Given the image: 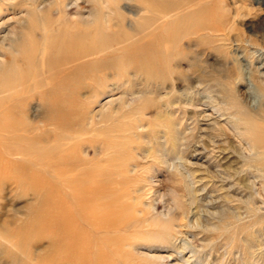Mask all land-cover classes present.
I'll return each instance as SVG.
<instances>
[{
	"label": "rangeland",
	"instance_id": "rangeland-1",
	"mask_svg": "<svg viewBox=\"0 0 264 264\" xmlns=\"http://www.w3.org/2000/svg\"><path fill=\"white\" fill-rule=\"evenodd\" d=\"M42 1H43V4L42 3L39 4V2H42ZM42 1L41 0H37V1L36 0H33V1L32 0H23V1L22 0H0V8H1L0 9L1 10V13H0V31L3 32L1 34L6 33V31H8V30L12 31V32H16V34L13 33L15 37H14V42L12 43L14 45L12 49L9 48V45L7 44L8 41H6L5 46L0 44V45H2V46H0V69H1L0 75L3 74L2 76H0L1 77L0 78V81H1L0 82V109H1L0 110V115H1L0 116L1 117L0 118L1 119L0 120V127H2V130H0V139H2V140H0V189H1L0 190V233H1L0 234V236H1L0 237V250H1L0 251V259H1L0 264H4V263L5 264H9V263L10 264H19V263L22 264L23 262H24L23 264H33V263L34 264H40L41 263L40 261H43L41 264H68V261H69V263L72 262L71 264H73V263L76 264L75 262H78L80 260V258H82V259L80 260V263H78V264H81V263L82 264H85V263L86 264H126L124 262H127L128 260L129 261L127 262V264H173V263L176 264L177 262L179 264H201V263L207 264V262H208V264H248V263L249 264H253V263L255 264L258 261L260 262V263L258 262L259 264H264V230H263L264 229V223H263L264 222V215H262V213L264 214V202H262V201H264V198H263L264 197L263 196L264 195V169H263L264 168V150H263L264 149V140H263L264 134H262V133H264V131H263L264 130V128H263L264 127V120H263L264 119V92L262 93V92H260L259 89H257V87L264 89V40H263L264 39V0H153V2H152V0H147L148 2H150L152 4L154 2L166 1L167 7L160 8V9H158V7H156L152 4L151 5L146 4L145 3L146 1L144 2V0L142 2L140 0H110V1L109 0H102V1L101 0H83V1L82 0H42ZM49 1H51V2H49ZM96 1H97V3H95ZM18 2H19V4H18ZM108 2H109V4H108ZM141 3H145L144 6H146V7H144ZM34 4H36L37 6ZM215 4H218V5L215 6ZM21 5H23V6H21ZM25 5H27L28 7ZM7 6H9V7H7ZM17 6H19V8ZM147 6H149V7H147ZM36 7H38V8H36ZM16 8H18V10ZM141 8H143V9L145 8V9L142 11ZM21 9H23V10H21ZM25 9L29 10V12L26 11ZM84 9H86V10H84ZM120 9L123 11V13ZM151 9H152V11H151ZM198 9L200 12L197 11L195 13L194 11H196ZM200 9L203 11L202 13H201ZM168 10H170V12H168ZM230 10L232 13L230 12ZM236 10L238 11L237 13H236ZM25 11H26L27 15L25 13L23 14V12H25ZM191 11H193V12H191ZM204 11H206V12H204ZM220 11H227L228 12L227 14L229 15V19H228L227 24L223 27V30L220 33H217L218 35L217 34H211L209 32L199 31V28L196 29V27L192 26V24H195L197 22H200V24L204 22L203 24L205 26H212L211 24H213V22H215L214 20L218 18L217 14ZM35 12H37V13H35ZM138 12H139V14H138ZM187 12H189V14H187ZM29 13L32 15H30ZM35 14H36V16H35ZM91 14H93V17L95 14H97V15H95V17H97V19H95V17H94L93 23H87V22L85 23V22L80 20V18L82 16L87 17ZM147 14H149V16ZM151 14L156 15V16H152ZM236 14H237V17H236ZM120 15H122V16H120ZM135 15H136V18H134ZM157 15H158V17H157ZM181 15L184 18H182ZM195 15L197 17H194ZM21 17L22 18L24 17V18L22 19ZM193 17L195 19H193ZM200 17H202L201 19H203V20H201ZM7 18H9V19L7 20ZM34 18H36V19H34ZM59 18H60V20H59ZM122 18H124V19H122ZM188 18L189 19L191 18V20H189ZM198 18H199V21H198ZM234 18H235V20H234ZM17 19H18V22H17ZM27 19H29V20H27ZM144 19L148 20L149 23L146 22V20H144ZM22 20H23V22H22ZM24 20L30 21L31 23L30 22L27 23V21L25 22ZM117 20H118V22H117ZM122 20H123V22H121ZM151 20H152V22H151ZM157 20H159V21H157ZM132 21H133V23H132ZM33 22H34V24L37 23L38 26L35 24V27H34ZM184 22L187 24H185ZM191 22H192V24H190ZM25 23H27V24H25ZM101 23H102V25H101ZM129 23H131V24H129ZM144 24L145 25L147 24L149 26H143ZM181 24L183 27L180 28ZM228 25L229 26L232 25L231 26L232 27V31H231L232 33L230 32L227 34ZM69 26L71 27L72 30L70 29ZM106 26H108V27H106ZM140 26H142V27H140ZM166 26H168V28H166ZM169 26H171V27H169ZM185 26H186V28H188L189 26L190 27L188 29H186ZM29 28H31V29H29ZM60 28L62 29V31ZM64 28H65V31H64ZM67 28L70 30H68ZM169 28H171V29L169 30ZM233 28H235L236 30L233 31ZM35 29H36V31H35ZM93 29L95 32L93 31ZM96 29H98V30L100 29V30L97 32ZM143 29H145V31ZM181 29H186V30H181ZM40 30H41V32H40ZM59 30H60V32H59ZM123 30H125V31H123ZM176 30H178V31H176ZM169 31H171V33L174 31V33H172V34H176V35H172V34L170 35ZM51 32H53V33H51ZM99 32H100V34H98ZM58 33H60V34H58ZM62 33H63V35H62ZM124 33H127V34H124ZM130 33H132V34H130ZM238 33H240V34H238ZM53 34H55V37ZM220 34H222V35H220ZM237 34H238V36H237ZM93 35H97V36L101 37V39L98 37L95 38L96 36H93ZM127 35H128L129 40L127 39ZM209 35L212 37H210ZM68 36L72 39L69 40ZM163 36H165V38H164L165 40L163 39ZM167 36H168V38H166ZM203 36H205L206 38ZM229 36H230V38H229ZM223 37H225L227 39H225ZM20 38H21V40H20ZM57 38H59V39H57ZM63 38H64V40H63ZM90 38H93V39L90 40ZM153 38H154V40H153ZM23 39H25L26 41H24ZM66 39H67V42H66ZM178 39H179V41H177ZM213 39L216 41L217 40H219V41L215 42ZM161 40H162V42H161ZM170 40L172 42H170ZM175 40H176V42H175ZM200 40H202V41H200ZM208 40H211V41H208ZM69 41H70V43H68ZM163 41H164V43H163ZM186 41L188 43H185ZM205 41L208 43H205ZM25 42L28 43L29 45L26 44ZM46 42L48 43V45ZM60 42H62V43H60ZM154 42H156V44ZM254 42H255V44H254ZM67 43H68V45H67ZM160 43H162V44H160ZM15 44H16V46H15ZM22 44H23V46H22ZM63 44L65 46H67L68 48L70 47L71 51H69V49H67V47H65V46L63 47ZM74 44L76 46H74ZM92 44H93V46H91ZM99 44H101L102 48L99 46ZM148 44H150L151 46ZM173 44H175V45H173ZM224 44H225V46H224ZM88 45H90L91 49L88 47ZM192 45H197L198 47L192 46ZM217 45H220V46H217ZM160 46L162 47V49ZM19 47H21V48H19ZM40 47H41V49H40ZM78 47H79V51H78ZM111 47L113 49H111ZM149 47H153V49H155V51H153V49H151V52H149L150 51ZM58 48H60V49H58ZM87 48L89 49V51H87ZM16 49H17V51H16ZM23 49H24V52H23ZM25 49L27 52L25 51ZM33 49H35L36 52L33 51ZM44 49H45V51H44ZM65 49H67V51H65ZM104 49H105V51H104ZM147 49H149V51H147ZM160 49H161V51H160ZM191 49H192V51H191ZM194 49H195V51H194ZM235 49H236V51H235ZM58 50L60 52L59 54H58ZM12 51H15V52L12 53ZM32 52H33V54H32ZM37 52H38V54H37ZM68 52H69V54H68ZM74 52H75V54H74ZM217 52H219V53H217ZM150 53H151V56H150ZM44 54H47V56ZM56 54H58L59 56L57 57ZM179 54H181L182 56ZM11 55H12V58H11ZM156 55H158V56L156 57ZM171 55H172V57H171ZM19 56H20V58H19ZM118 56L119 57L122 56V57L119 58ZM167 56H169V57H167ZM200 56H202V57H200ZM9 57L11 58V61L9 60L10 59ZM15 57H17V58H15ZM45 57H46V59H45ZM3 58H5V59H3ZM169 58H170V60H169ZM179 59H181V60L177 61ZM15 60H17V61H15ZM111 60H114V61H111ZM115 60L117 63L115 62ZM228 60H229V62H228ZM121 61H122V63H121ZM130 61L132 63V64L129 63V64H131V66L128 64V62H130ZM146 61H148V63ZM154 61H157V62L155 63ZM30 63H32V64H30ZM126 63H127V65H126ZM192 63L195 64V67L192 66ZM210 63L212 65H210ZM169 64H170V67H169ZM32 65L35 67V69L32 68L33 67ZM145 65H147V66H145ZM217 65L218 66L223 65L225 67V70L227 69L226 75H228L227 77L229 78V80L232 81L233 85L230 86L231 82L227 83L228 85H226V82H224L223 80H219V78H218L219 76H217V73L213 72V70L218 67ZM7 66H9V67H7ZM17 66H19L20 69H22V72H21V70H16V68L19 69V67H17ZM29 66H31V67H29ZM129 66H130V68H129ZM164 66H165L166 70H165ZM110 67H111V69H110ZM117 67H119V69H123V70H119ZM29 68L33 69V71L32 70L30 71ZM127 68L130 70H128ZM137 68L139 69L138 71H137ZM160 68H162V69H160ZM179 68L180 69L183 68L184 71L183 70L182 71L184 73ZM187 68L189 71L188 70L186 71ZM194 68H196V69H194ZM229 68L231 70H235V74H229V72L227 73V71L230 70ZM174 69H177V71H175ZM116 70H117V73H116ZM16 71L19 73L18 75H17ZM41 71H42V73H41ZM205 71L210 72V73H207ZM12 72H13V74H12ZM27 72H28V74H27ZM33 72L36 74H34ZM118 72L119 73L121 72L120 75H118L119 74ZM126 72H128V73L126 74ZM187 72H189V73H187ZM202 72H204V73L202 74ZM239 72H241V73H239ZM162 73H167V74H162ZM170 73H174V74L176 73V75L173 76L174 74L170 75ZM236 73H239L240 75H238ZM115 74L118 76H116ZM188 74H189V76H188ZM28 75L31 77L30 78L28 77V79H27ZM36 75H37V78L35 79ZM124 75H125V77H123ZM191 75H192V78H191ZM247 75H248V78H246ZM18 76H20V77L15 78ZM41 76H42V78H41ZM114 76L118 79H114L115 78ZM178 76L179 77L182 76L183 79L182 78L177 79V78H179ZM82 77H83V79H82ZM170 77L172 79L174 77V79H173L174 82ZM235 77H239V78H236L237 80H235ZM38 78H39V81H38ZM40 78H41V80H40ZM111 78H113V79H111ZM16 79L18 80L19 83L16 82L17 81ZM19 79L21 80V82ZM131 79L132 80L135 79V81H132ZM136 79H138V80H136ZM184 79H186V80H184ZM29 80H31V81H29ZM32 80H36L38 82H35ZM139 80H142V81H139ZM255 80H257V81H255ZM40 81H42V84H41L42 86L40 85V83H41ZM166 81H168V82H166ZM182 81H183V83H182ZM236 81H238L239 84ZM104 82H105V84H103ZM175 82H177V83H175ZM246 82H247V84H246ZM20 83H21V85H20ZM131 83H135L136 85L131 84ZM216 83H218V84H216ZM242 83H244V84H242ZM15 84H16V86H15ZM25 84H26L27 89L25 88ZM34 84H36V85H34ZM94 84H96V85H94ZM127 84H129V85L127 86ZM219 84H221V85L225 84V85L221 86ZM118 85L120 86V89H119ZM215 85H218L219 87L215 86ZM162 86H164V87L161 88ZM199 86H200V88L201 87H203V88L200 90ZM212 86L216 90V91L212 90V91H214V93L212 91H210L213 88ZM233 86H235V87H233ZM1 87H2V89H1ZM34 87L37 89H35ZM40 87L42 89H39ZM110 87H112V89ZM127 87H129V88H127ZM231 87H232V89L230 90ZM249 87H251V88L249 89ZM52 88H54V89H52ZM133 88H135V89H133ZM140 88H142V89H140ZM155 88H156V92H155ZM175 88H176L177 93H175L176 92ZM208 88H209V90H208ZM227 88L229 90H227ZM96 89H98V90H96ZM114 89H116V91ZM121 89H123V90H121ZM157 89H159L161 92ZM189 89H191V90H189ZM252 89H254V90H252ZM15 90H17V91L15 92ZM51 90H54V91L51 92ZM110 90H112V91H110ZM136 90H139V93ZM38 91H40V92L37 93ZM90 91L92 94L90 93ZM204 91L206 93L208 91V94L204 93ZM218 91L219 92L222 91L223 94L218 93ZM229 91H230V93H226ZM248 91L251 94L247 93ZM252 91H254L255 94ZM4 92H6V93H4ZM20 92H21V94H20ZM61 92H63V93L65 92L64 95L68 94V95H66L68 97L64 98L66 96H64L63 93H61ZM105 92H107V93L104 94ZM145 92H147L148 94ZM209 92H211V93H209ZM7 93H9V94H7ZM59 93H61V94H59ZM70 93H71V95H70ZM109 93H110V95H109ZM136 93H137V95H134ZM37 94H39V95L37 96ZM55 94H56V96H55ZM131 94H132V96H130ZM138 94H139V96H138ZM142 94L145 96L148 95V98L146 96V98L144 99V96H142ZM155 94H157V95H155ZM201 94L202 95L205 94L204 97ZM209 94H210V96H212V98L210 96H208ZM230 94H233V96ZM11 95H12V97H11ZM27 95H28V97H26ZM59 95H61V96H59ZM91 95L93 96L94 99H91ZM103 95H104V97H103ZM119 95H121V96H119ZM140 95H141V97H140ZM171 95H173V96H171ZM192 95H194V96H192ZM23 96H25L26 98L25 97L22 98ZM87 96L90 97L88 100L85 99ZM149 96H151V97L149 98ZM153 96H156V97H153ZM6 97H8V98H6ZM69 97H71V98H69ZM185 97H187V98L185 99ZM195 97H198V98L196 99ZM228 97L233 98V99L230 98L231 103H232V101L233 102L236 101L237 103H239L240 101L241 102L237 105L233 104V103H232L233 105H231V103L228 102V101H230V100H228ZM30 98L31 99L34 98L36 101L35 100L32 101ZM59 98H61V100ZM139 98H141V100H139ZM173 98H174V100L176 98L177 99L174 101ZM210 98L212 100H215L217 104L219 103L218 106L225 110V111H221V112H224L226 116L224 115L221 118L219 116V114L213 110V108L211 109L212 103H210V101L208 100ZM218 98H219V100H218ZM226 98L228 101H225ZM62 99H64V100L62 101ZM152 99L154 102L152 101ZM181 99H183V100H181ZM188 99L189 100L192 99L195 101V102L193 101L192 107L188 106V105H190V102ZM205 99H207L206 100L207 102L205 101ZM39 100L41 102H39ZM45 100H47L46 102H48V103L44 102ZM258 100L261 101L262 103L259 102ZM180 101L182 104L187 103V104H184L187 106V108H186V106L179 103ZM65 102H67V104ZM155 102H158L160 104L155 103ZM223 102H226V103H223ZM252 102H254V103H252ZM44 103H45V105H44ZM85 103H86V105H85ZM87 103L89 104V107L87 106L88 105ZM132 103H134V104H132ZM228 103H230V104H228ZM30 104H32V105H30ZM68 104H71V105H68ZM78 104H81L82 106H80V105L78 106ZM106 104H108V105H106ZM161 104L164 106H162ZM178 104H180V106ZM254 104H256V105H254ZM16 105L17 106L19 105L18 108L16 107ZM43 105H44V110H42V108L40 107V106L43 107ZM59 105H60V107L62 106V108H59ZM124 105H126V106H124ZM243 105H245V106H243ZM90 106H92V107H90ZM171 106H172V108H171ZM182 106H184V107H182ZM225 106L230 107V108H227ZM84 107H86V108L88 107L89 110L84 108ZM124 107H126V108L123 109ZM145 107H147V108L144 109ZM239 107H240V109H238ZM3 108H5V109H3ZM70 108H74V109H70ZM52 109L55 111H53ZM62 109L64 110L63 112H62ZM83 109L87 110L85 112L88 115L87 114L84 115L85 112L83 111ZM136 109H138V110H136ZM154 109L158 112H156ZM226 109H227V111H226ZM230 109L232 111H229ZM244 109H245V111L243 112ZM256 109H258V110L256 111ZM51 110H52V112H51ZM56 110H58L59 113ZM79 110H80L81 115H80V113H78ZM152 110H153V112H152ZM181 110H182V112H181ZM236 110H239V111L236 112ZM240 110H242V111H240ZM2 111H5L4 112L5 114L2 113ZM135 111H136V113H139V114H135L134 113ZM145 111H149V112H145ZM186 111L189 113H187ZM247 111H251V112L248 114ZM46 112H49V113L47 114ZM53 112L56 113V117H55V114H52ZM66 112H68L69 116H73V117H68ZM70 112H71V114H70ZM73 112H74V114H73ZM82 112H84V113H82ZM96 112L98 113V116H97ZM190 112H191V114H190ZM232 112H233V114H231ZM23 113L24 114L26 113V114L24 115ZM143 113H144V115H142ZM153 113H155V114L152 115ZM162 113L166 116H163ZM211 113H213V114H211ZM241 113H242V115H240ZM243 113H245V114H243ZM45 114H47V115H45ZM94 114H96V115H94ZM229 114H231V115H229ZM237 114L240 116V118L238 116V118L236 119ZM155 115H157V116H155ZM178 115L180 117V120L183 117L181 120L182 122H180ZM247 115L249 116L248 118H247ZM78 116L79 117L81 116V118L84 120L83 121L84 123L82 122L81 118L80 119L78 118ZM160 116H163V117L161 118ZM228 116L229 117L232 116V117H230V120L232 119L234 123L229 122ZM234 116H236V117L234 118ZM242 116L246 117L247 119L243 118ZM24 117H26V118H24ZM35 117H37L39 119H36ZM47 117L49 120L47 119ZM59 117H62L61 120ZM175 117H176V119H175ZM198 117H199V119H198ZM207 117L208 118L210 117V118L208 119ZM250 117L253 119L255 118L256 120L250 119ZM27 118H29V119H27ZM166 118H168V119L171 118L173 121L171 119H169V120L167 119L168 120L167 121V120H165ZM242 118L244 120H247V121H244ZM258 118L262 119V120H259ZM14 119H16L17 121L15 122ZM25 119H27V120H25ZM77 119L79 121V124H78V121H74ZM127 119H129V120H127ZM150 119L153 121L152 122L149 121ZM215 119L218 121V126L223 128V129H220L217 126L218 129L215 128V130H214V128H213L214 124L213 123L215 121H213V120H215ZM227 119H228L229 123H227ZM10 120H12V121H10ZM177 120L179 122H177ZM240 120H242V121H240ZM3 121H5V122L3 123ZM6 121H7V125H6ZM57 121H59V122H57ZM260 121L263 124H261ZM21 122L23 125H21ZM73 122L75 125H70V123L73 124ZM236 122H237V124H236ZM241 122L242 123L244 122L243 123L244 125ZM37 123H39V124H37ZM80 123H81V125H80ZM225 123H227V124H225ZM3 124H4V126H3ZM27 124H30V125H27ZM219 124H221L222 126ZM252 124L254 127L252 126ZM258 124L261 125V126L259 125L260 128H259ZM17 125H19V126L16 128ZM38 125H41V126H38ZM50 125H51V127H50ZM76 125H77V127H76ZM84 125L86 127L88 126V128H86ZM141 125H143V126L141 127ZM151 125L154 128L151 127ZM181 125H183V127H180ZM236 125H238V126L236 127ZM7 126H9V127H7ZM11 126H14V129H12L13 127H11ZM36 126H38V127H36ZM63 126L64 127L66 126L65 129L67 131L65 129L63 130L61 128H59V129L57 128V127L63 128ZM69 126H72L71 128H74V130L71 129ZM132 126H134L135 128H137V127L138 128L135 129L133 127V129H132ZM196 126H198V127H196ZM233 126L236 128H234ZM245 126H249V128L245 127ZM256 126H258V127L256 128ZM225 127L228 130L225 129ZM23 128L26 131H23L24 130ZM56 128L59 130V131L57 130L58 132L56 131ZM76 128H78V129H76ZM208 128L210 131H208ZM239 128H240V130H239ZM250 128H252V129H250ZM6 129H8V130H6ZM44 129H46V130H44ZM54 129H55V132H54ZM168 129L171 130L172 132H170ZM204 129H206V131H208V132H206V131L201 132V131H204ZM11 130H13V132H11ZM147 130H148V132H147ZM153 130H156V131L154 132ZM187 130L190 132H188ZM216 130H218V131L215 132ZM222 130L223 131L227 130V131H225L227 133L223 132ZM251 130L253 131V133L247 132V131H251ZM258 130H262V131H258ZM48 131H50L49 132L50 134L48 133ZM116 131H118V132H116ZM157 131H159V132H157ZM174 131L177 132L176 133L177 135L174 134L175 133ZM5 132H7V133L4 134ZM16 132L18 135L16 134ZM18 132H20V133H18ZM81 132H82V134H81ZM168 132L171 134H169ZM221 132H223V133L221 134ZM254 132L258 133V135L254 134ZM25 133L30 134V135L32 134L35 136H32V135L28 136L27 135V137H26ZM36 133H38L39 137L41 136V138H39L38 134L36 135ZM110 133H112V134H110ZM118 133H120V134H118ZM147 133H148V135H147ZM216 133H217V135H219V137L216 135ZM250 133L252 135H254L252 137H256L255 141H258V142L251 141V136H250L251 134ZM52 134H53L54 138H53ZM145 134L147 136H145ZM207 134L213 136L214 138L211 136L208 137ZM259 134H260V136H259ZM6 135H7V137H6ZM43 135L45 137H43ZM223 135H225V136H223ZM226 135L229 136L227 139H226ZM12 136L14 137V139H17L19 141H15L12 138ZM48 136H49V138H47ZM50 136L52 139L50 138ZM59 136H60V138H58ZM155 136H156V138H155ZM169 136H172V137H169ZM177 136L180 138H178ZM246 136H248V138ZM4 138L7 139V141L4 140ZM8 138H11V139H8ZM44 138H46V140ZM90 138H91V140H90ZM98 138H99V140H98ZM101 138H102V141L99 142L101 140ZM173 138H175V139H173ZM176 138H177V140H176ZM191 138H192V140H191ZM208 138H210V139H208ZM215 138L218 139L219 141L215 140ZM223 138H225V139H223ZM25 139H28V140H25ZM39 139H40V141H39ZM47 139H49V140H47ZM77 139H79V140H77ZM82 139H84V140L81 141ZM126 139H128V140H126ZM211 139H213V141H214L213 146H211V144H210L212 141ZM260 139H262L263 141L261 140L259 142ZM11 140H14L16 145L18 144L17 147L19 146L18 148H21V149L13 148L14 146H12V145H15V144H14V141H11ZM32 140H34V142L36 141V143H35L36 145L34 144V142ZM43 140H45V141H43ZM226 140H228L229 142H226ZM252 140H254V139L252 138ZM52 142H54V143H52ZM72 142H74V143H72ZM83 142H84V144H83ZM238 142H240V145L241 144L242 145L240 146L238 144ZM252 142H254L256 144L258 143V144L254 145V143L252 144ZM108 143H110V144L108 145ZM142 143H143V145H142ZM235 143H236V146L234 147ZM6 144H8V146ZM121 144H123V145H121ZM207 144H210V145H207ZM248 144H250V145H248ZM159 145H160V147H159ZM177 145H178V147H177ZM25 146H26V149L24 148ZM27 146H28V148H30L31 146L32 147H31V149H28ZM70 146H72V149ZM135 146H137V149L135 148ZM148 146H149V148H148ZM255 146L257 148L259 147L258 150ZM39 147H40V149H39ZM68 147H70V148H68ZM124 147H126V149ZM129 147H131V148H129ZM183 147L185 150H183ZM226 147H229V148H226ZM233 147H234V149H233ZM243 147H244V149H243ZM252 147H253V150H252ZM22 148L25 149V152L23 151ZM65 148L68 149V151ZM240 148L244 152L242 150H240ZM110 149H111V151H110ZM20 150H22V151H20ZM49 150H51V152ZM72 150H74V151H72ZM94 150H97V151H94ZM128 150H130L129 152L131 154L128 152ZM187 150H189V151H187ZM213 150H214V152H213ZM59 151H61L63 154H61V152L59 153ZM71 151H72V154H71ZM93 151L95 153L96 152L97 153L95 154ZM252 151L254 152V155H253ZM20 152H22L23 154ZM114 152H115V154H113ZM117 152H119L118 155H116ZM122 152H124L125 154H123ZM132 152L134 155H132ZM187 152H189V153L187 154ZM210 152H212L213 154ZM228 152H230V153H228ZM259 152H261V153H259ZM27 153H28V155H27ZM43 153L49 154L47 156V158H49V159H47L46 155H44ZM126 153L128 156H125ZM162 153H163V155H162ZM191 153H192V157L190 159L191 165L188 162L186 164V160H184V159H187V156L189 154L191 155ZM207 153H208V155H206ZM20 154H22L23 156ZM233 154H235V155L233 156ZM66 155H68L69 157H67ZM102 155H103V158H102ZM113 155L114 156L116 155V156L114 157ZM156 155H158V156H156ZM185 155H186V157H185ZM217 155H219V156L217 157ZM31 156H34V157H31ZM57 156H58V158H57ZM95 156H97V157H95ZM172 156H174V157H172ZM51 157H53V158H51ZM79 157L80 158L83 157L86 160L84 161L83 158L81 160ZM99 157L101 158V160ZM106 157H107V160H105ZM120 157H122V158H120ZM125 157H126V159H125ZM248 157H250V158H248ZM251 157L253 159L256 158V160H253ZM42 158L43 159L46 158V159L42 160ZM112 158H114V160H112ZM178 158H180V159L178 160ZM98 159H99V161H97ZM116 159L118 162L115 161ZM118 159H120V161H122L123 163L120 162ZM209 159H211V160H209ZM236 159H238V160L236 161ZM103 160H105V161H103ZM252 160H253V162H259V163H253ZM259 160H263V161L260 162ZM21 161H23V162H21ZM75 161H77V162H75ZM91 161H93V162H91ZM107 161L110 163L107 164L108 163ZM201 161H203V162H201ZM105 162H107V163H105ZM124 162H126V164H128L130 166L126 165ZM250 162H252V163H250ZM84 163H86L87 165H84V166L81 165ZM104 163H105V165H104ZM117 163H118V165H116ZM260 163L261 164L263 163L262 166H260L261 165ZM32 164H35V165H32ZM95 164H97V165H95ZM175 164L179 165L178 166L179 168L176 167ZM208 164H210V165H208ZM218 164H220V165H218ZM18 165H20V166H18ZM106 165L107 166L109 165V166L107 167ZM119 165L121 166V168ZM212 165H215V166H212ZM247 165H249L250 168L252 167V165H256V166H253L251 169H248L249 166H247ZM258 165L260 167H258ZM47 166L50 168H54V169L47 168ZM79 166H80V168H79ZM112 166H114L115 168L114 167L112 168ZM116 166H117V168H116ZM200 166H202V167H200ZM204 166H205V168H204ZM216 166H220V167L218 169H216ZM55 167L56 168L58 167L60 169L62 168L61 170H63V171H61L60 169L56 170ZM70 167L71 168L75 167L74 168L75 171L72 172L74 169H71ZM76 167H78V168L76 169ZM122 167H123V170H122ZM134 167L135 168L138 167V168L135 169ZM149 167H150V169H149ZM180 167H182V168H180ZM227 167H229V168H227ZM43 168H46V169H43ZM87 168L90 170H88ZM16 169H17V173H19V174H16ZM83 169H84V171H83ZM170 169H172V170H170ZM178 169H180V170H178ZM199 169L201 171H199ZM228 169H230V170H228ZM262 169H263V171H262ZM98 170H100V173H98L99 172ZM112 170L115 173L112 172ZM117 170L120 172L118 173ZM135 170H137V171H135ZM224 170H226L227 172ZM85 171H86V173L88 171V173L86 174ZM91 171L94 172L95 174L91 175L90 174ZM109 171H110V173H109ZM175 171L177 172V174L179 172H181V175L179 176V174L178 175L175 174ZM196 171L198 173H200L201 175L200 174L197 175L198 173ZM202 171H204V172H202ZM231 171H232V173L230 174L229 172H231ZM59 172H60V174H59ZM123 172H127V173L124 174ZM133 172L136 174H134ZM190 172H192V175L190 174ZM225 172H226V174H225ZM237 172H239V173H237ZM57 173L59 175H55ZM73 173H74V177H73ZM34 174H36V175H34ZM50 174H51V176H50ZM67 174H69V175L67 176ZM101 174H104V175H101ZM106 174H108V175H106ZM109 174L111 176L115 175V177L118 179V181L115 177H111ZM193 174H195V175H193ZM97 175L99 177L96 178L95 176H97ZM131 175H133V176H131ZM134 175L135 176L138 175V176H136L137 178ZM174 175H177V176H174ZM221 175L224 178H222ZM256 175H257V177H256ZM16 176H17V178H16ZM19 177H20V179H19ZM56 177H57V180H56ZM62 177H64V178H62ZM93 177H95V178H93ZM193 177H194V179H193ZM84 178H86V179H84ZM111 178H114V180L112 179L113 182L110 180ZM120 178L122 180H124L125 182L122 181ZM202 178H204V179H202ZM80 179L84 180L83 183H79V182H81ZM95 179H97V180H95ZM77 180H79V181H77ZM103 180L106 181L107 183L109 181L112 184L115 182V184L112 185L109 183V184L105 185L104 182H101ZM115 180L117 181V183ZM127 180H129L130 182ZM144 180H145V182H144ZM191 180H193V181H191ZM67 181H68V184H67ZM87 181H88V183L86 185ZM12 182H14V183H12ZM77 182H78V184H81V185L84 184V185H82L84 187H81V185L77 186L78 185ZM90 182L91 183L94 182V184H96V185L99 182L98 184H101L100 185L101 187L99 186V188H97L96 185L91 184ZM118 182H123L124 184L123 183L120 184ZM151 182L153 184H151ZM35 183H36V185H35ZM47 183L49 186L46 185ZM130 183H132V184H130ZM193 183H195V185ZM22 184H24L25 186ZM56 184L59 185L57 188H56V186H57ZM134 184H136V185H134ZM32 185H33V187H31ZM45 185H46V187H45ZM71 185H72V187L75 185V187L71 188ZM107 185H109V186L112 185V187L111 186L109 187ZM132 185H134V186H132ZM185 185H186V187H185ZM15 186L18 188H15ZM41 186H43V187L41 188ZM87 186H89V188H90L89 190L87 189ZM106 186L109 187L108 189H111V190H113V187H115V190H114L115 193H111L113 191H109L106 188ZM218 186H220V187H218ZM24 187H25V189H24ZM67 187H68V189H67ZM79 187L83 188V190L79 189ZM130 187H132V189ZM134 187H136L138 189L135 188L136 189V191H135V190H133ZM216 187H218V188H216ZM33 188H35L37 190H35ZM55 188H56V191L54 190ZM91 188H93V189H91ZM100 188H101V191H100ZM102 188L106 192L103 191V193H102ZM120 188L123 189L122 192H121ZM29 189H31V190H29ZM32 189L34 191H32ZM71 189H75V191L71 190ZM76 189L80 192H83V193L85 192V193L82 195V193L76 191ZM193 189H194V191H193ZM215 189H217V190H215ZM226 189H228V190H226ZM237 189H239V190H237ZM20 190L22 192H20ZM68 190L71 191V193L68 192ZM48 191H50L49 192L50 194L48 193ZM62 191L63 192L67 191L69 193V195H67L68 193L66 194V192L63 193ZM93 192H96L95 194L99 193L101 195L100 196H98V194L94 195ZM126 192L128 194H125ZM1 193H2V195H1ZM56 193L59 194L60 196L58 195V197H56L57 196ZM75 193L76 194L80 193V194H77L78 195V197H77L74 195ZM110 193L112 194L111 197L109 196V195H111ZM122 193L124 195V197H122L123 199L121 198V196H123ZM188 193H190V194H188ZM64 194H65V196H64ZM88 194L93 195V196H90ZM106 194H109V195H106ZM134 194H136L137 197ZM223 194H226L228 196H225ZM102 195H104L105 197ZM119 195H121V196H119ZM128 195H129V198H128ZM79 196H81V197L84 196V198H81V197L79 198ZM85 196L90 198V199H88L90 201H87V198ZM107 196H109V197H107ZM115 196L120 197V199L119 198L117 199ZM141 196L145 197V199L142 198ZM233 196L234 197L236 196L237 198L236 197L234 198ZM73 197L76 198L77 201H75L76 199L73 200ZM95 197L96 198L98 197V200H99V198H103V200H101V201L104 202V205H102L101 201H98ZM134 197H136L137 199H134ZM149 197H150V199H149ZM204 197H207V198H204ZM253 197H254V199H253ZM147 198H148V200H147ZM175 198L176 199L179 198L181 200H178V202H176L177 200ZM191 198H193L194 200ZM52 199H53V201H52ZM57 199H58V201H61V202L55 201ZM93 199H94V201H92L93 203H91V200H93ZM114 199H117V200H114ZM68 200L69 201L73 200V201L69 202ZM78 200H80V201H78ZM137 200H139V201H137ZM145 200H147V201H145ZM191 200L196 202V203L192 204L190 202V204H189V201H191ZM247 200H248V202H246ZM83 201L86 203H84ZM97 201H98V204H97ZM114 201H117V202H114ZM128 201H129V203H128ZM251 201L254 203H252ZM54 202H56V203H54ZM78 202L79 203L82 202V203L78 204ZM88 202L91 203V204H89V206L87 205ZM108 202H110V205H108L109 204ZM124 202H126V203H124ZM174 202H176V203H174ZM205 202H207V203H205ZM111 203H113V204H111ZM121 203H123V204H121ZM139 203H140V205H139ZM210 203H212V204H210ZM215 203H217V204H215ZM243 203H244V205H243ZM30 204H31V206H30ZM55 204L59 205V208H61V209H59L58 206H56ZM83 204L86 206L83 207ZM94 204L97 206V208H100V209L98 210ZM114 204L117 206V208L115 207L113 209H109V208H112ZM117 204L121 205L122 207H118ZM126 204H128V206ZM181 204H184L183 207ZM208 204H209V206H208ZM76 205H79V206L81 205L80 206L81 208H79V206H76ZM93 205L95 206V208L97 210L96 209L91 210L94 207ZM133 205H135L134 209H133ZM168 205H169V207H168ZM188 205H190V206H188ZM234 205H235V207H234ZM255 205H257V207ZM71 206H73V207H71ZM108 206H110V207H108ZM150 206H152V207H150ZM228 206H230V207H228ZM249 206H251V207H249ZM195 207L197 210H199L200 214H201L202 210H205V212L199 216L200 225L194 226L190 222V224H191V226H190L188 221L193 222L195 217H192V216L190 217L188 215L189 219L187 220L186 219L187 213H185V212H188L189 208H191L192 212H194V210L196 211ZM222 207L224 208V210ZM247 207L250 209H248ZM30 208H33V209H30ZM38 208H39V210H37ZM82 208H84L83 209L84 213L81 214V212L83 211V210H81ZM102 208H103V210H102ZM118 208H120V209H118ZM219 208H220V210H219ZM261 208H263V209H261ZM63 209H64V212H63ZM67 209H69V210H67ZM72 209H73V212H75V213L72 212ZM77 209H78V213L80 211L81 215L77 213ZM116 209H118L119 211H117ZM176 209L178 210V213H177ZM181 209H182V211H180ZM213 210H214V212H213ZM218 210H219V212H217ZM248 210H250L252 212H250ZM55 211L58 212V215L60 217H58L57 212L55 214ZM67 211L68 212L71 211L69 213V216H65V212H67ZM92 211H94V212L92 213ZM102 211H103V213H104V211H106L105 212L106 214L110 211L111 215L112 214L113 215L110 216V218H108L110 213L107 214L108 216L105 215V217H107V219H108L107 220L106 218H104L103 215H100L102 213ZM253 211L255 213H253ZM39 212H41V215L38 214ZM160 212H162L161 213L162 215L160 214ZM181 212H183V213H181ZM53 213H54L55 217H57L56 220L54 219ZM94 213L97 215H95ZM125 213L128 214L126 216V219L122 218V217H124ZM180 213H181V215H180ZM241 213H242V215H241ZM259 213H261V214H259ZM61 214H64L65 217ZM77 214L82 218L81 220L79 219V216ZM237 214H240L241 217H239L240 215L235 216ZM38 215H39V217H37ZM182 215H183V217H182ZM253 215H255V216L253 217ZM33 216H35L37 218H35ZM90 216L95 217V218L92 219ZM96 216L99 218L97 219ZM171 216H173V218ZM174 216H176V217H174ZM232 216L235 219H233ZM243 216H245V217H243ZM257 216H260L263 218H260ZM115 217L117 219L114 220ZM201 217H203V218H201ZM251 217H253V219ZM66 218L69 219L71 223L68 222L69 220H66ZM72 218L74 219L73 220L74 223L72 221ZM258 218L261 220H259ZM127 219H129V220H127ZM175 219H177V220H175ZM38 220H41V222H38ZM84 220L86 221V224L84 223L85 222ZM120 220L122 221L121 222L122 224L124 223L123 226L120 223ZM234 220H237V221H234ZM258 220H259V222H258ZM12 221H14V222H12ZM173 221H174V224L172 225L171 222H173ZM231 221H233V222H231ZM244 221H246V222H245V225L243 226V225H241V223L243 224ZM88 222H90L89 223L90 228L88 227L89 226L87 224ZM112 222H115V224H116V222H118V223L115 225ZM260 222H262V224ZM2 223H5V225L4 224L2 225ZM30 223H32V224H30ZM54 223H56V225ZM182 223L184 224L183 226H181ZM208 223H209V225H207ZM225 223H227V224H225ZM110 224H112L113 226ZM231 224H233V227H234V225H235V227H237L238 225H241V226L237 227V229H238L237 230L236 228H233ZM73 225H74V227H73ZM119 225H120V227H119ZM248 225H250V226L248 227ZM6 226H7V228H6ZM27 226H30V227H27ZM57 226H61L65 230H66L67 226H69V227H67L68 228L67 230H69V229L71 230L72 227L74 228V230H71L69 232V234H68V232H65L63 230L64 231L63 233H65L64 238H67L66 239L67 241H64V243H63L64 238L61 239V235L59 233L60 229ZM106 226H108V227H106ZM152 226L153 227L155 226V227L153 228ZM175 226H176V228H175ZM206 226H208V227H206ZM216 226H217V229L215 228ZM2 227H4L5 229ZM91 227H93V228L91 229ZM116 227H118V228L116 229ZM132 227L133 228L135 227V228L132 229ZM202 227L204 230L202 229ZM16 228L18 230H16ZM77 228H79V229H77ZM113 228H115L118 231H116ZM161 228H163L162 229L163 231L161 230ZM211 228H213V229H211ZM244 228L247 229V231H245ZM33 229H36V230H33ZM106 229H108V233L106 232L107 231ZM140 229H142V230H140ZM177 229H178L179 233L177 232ZM56 230H57V232H56ZM77 230H78V235L76 236ZM210 230H211V233H210ZM212 230H213V232H212ZM227 230L228 231L230 230V232H226ZM115 231H116V233H114ZM202 231H205V232H202ZM232 231H234V232H232ZM240 231H242V234ZM249 231H250V233H248ZM5 232H7V233H5ZM20 232L23 234H19ZM36 232H38V234ZM71 232H72V235H70ZM104 232H106L105 233L106 235L103 234ZM159 232L163 235H161ZM166 232L169 233V235ZM86 233H87V235H86ZM117 233H120V234H117ZM122 233L124 234V237L126 236L127 238L126 237L124 238L122 236L123 235ZM138 233H141V234L144 233V234H142L143 235L142 237H139L141 234L137 235ZM244 233H246V234H244ZM55 234L57 236H55ZM115 234H117V237ZM130 234H133V235L130 236ZM155 234H157V235H155ZM166 234H167V236H165ZM24 235H26V236L24 237ZM29 235L31 237H29ZM40 235H42V236H40ZM145 235H148V236H145ZM89 236H90V238H87ZM185 236H186V238H185ZM54 237H55V239H54ZM97 237L99 239H96ZM146 237L149 239L147 240ZM150 237H154V238H150ZM163 237L165 239H163ZM166 237H168L169 240ZM172 237H173V239H172ZM179 237H181V238H179ZM233 237L235 238V240ZM241 237H242L243 241L241 240ZM102 238L106 239V241L109 238H111V239H109L110 242L109 241L104 242V240ZM187 238L189 241L187 240ZM194 238H196V240H193ZM19 239H20V241H19ZM120 239H121V241H120ZM125 239H126L127 243H126ZM166 239H167V241H170V243L167 242ZM99 240H100V242H98ZM123 240L125 243L123 242ZM143 240H145V242L147 244L145 242H143ZM153 240H155V241H153ZM229 240L231 242H229ZM26 241H28L29 243H27ZM75 241H76V243H74ZM80 241H82L83 243H81ZM101 241H103V242H101ZM156 241H157V243H156ZM4 242H6V243H4ZM19 242H20V244H19ZM50 242H52V243H50ZM60 242H61V244H60ZM163 243H165V245ZM190 243H191V246L195 245V246L191 247L192 249L190 248ZM87 244H89V245H87ZM139 244H141V246ZM167 244H168V246H167ZM9 245L11 247L10 249H9ZM13 245H15V246H13ZM56 245L58 247H55ZM100 245L103 246V248ZM109 245H110V248L108 247ZM132 245L136 246V247H133ZM236 245H238V246H236ZM5 246H6V248H5ZM47 246H48V248H47ZM51 246H53V247L51 248ZM60 246H62V247H60ZM86 246H89V247H86ZM127 246H130V247H127ZM137 246H139V247H137ZM164 246H166V247H164ZM249 246H251V248ZM260 246H262V247H260ZM59 247L62 249L64 248V249L63 250L57 249ZM133 248L136 249L137 251H135ZM173 248H176L175 249L176 251L172 250ZM177 248H179V249H177ZM56 249L61 250V251L58 252V251H56ZM87 249H88V251H87ZM111 249L113 250V252ZM115 250H117V251H115ZM189 250L193 253L191 254V252ZM17 251H20V252L17 253ZM21 251H23L24 253ZM186 251H188V252H186ZM246 251H249V252H246ZM253 251H255L256 253H254ZM9 252H10V254H9ZM105 252L108 254H105ZM117 252H118V254L120 252H122L121 253L122 256L119 254L121 256L120 257L117 254ZM238 252H240V253L238 254ZM12 254H14L15 257ZM79 254H80V257H79ZM92 254H93V256H92ZM111 254H113V255H111ZM149 254H150V256H149ZM174 254H176V255H174ZM44 255L45 256L47 255L48 257L46 256L47 257L46 258V257H44ZM64 255H65V257H64ZM156 255H158V256H156ZM72 256H73V258H72ZM76 256L78 257L77 261H76V259H74V258H76ZM94 256H96V257L94 258ZM116 256H118V257H116ZM144 256L147 259H145ZM191 256L193 257V259ZM238 256H240L241 259L238 258ZM13 257L15 259H12ZM105 257H107V258H105ZM176 257H178L179 260ZM249 257L252 258L250 261H249V259H250ZM157 258H160V259H157ZM181 258H183V259H181ZM25 259H26V261H25ZM254 259L256 261L252 262V260H254ZM15 260H18V261L15 262ZM155 260H157V261H155ZM160 260H162V261H160ZM186 260H188V261H186ZM50 261H52V262H50ZM61 261H65V262H61ZM195 261H197V262H195ZM258 263H256V264H258Z\"/></svg>",
	"mask_w": 264,
	"mask_h": 264
},
{
	"label": "bare ground",
	"instance_id": "bare-ground-1",
	"mask_svg": "<svg viewBox=\"0 0 264 264\" xmlns=\"http://www.w3.org/2000/svg\"><path fill=\"white\" fill-rule=\"evenodd\" d=\"M22 1H23V0H22ZM32 1H33V0H32ZM36 1H37V0H36ZM41 1H42V0H41ZM82 1H83V0H82ZM101 1H102V0H101ZM109 1H110V0H109ZM140 1L142 2L143 0H140ZM140 1H139V2H140ZM145 1H146V2H145ZM45 2H46V1H45ZM49 2H51V1H49ZM67 2H68V1H67ZM86 2H87V1H86ZM144 2H145L146 4H148V5H151V4H152V3L148 2L147 0H144ZM152 2H153V0H152ZM191 2H192V1H191ZM256 2H257V1H256ZM9 3H10V2H9ZM25 3H26V2H25ZM36 3H37V2H36ZM40 3L43 4V1H42V2H39V4H40ZM95 3H97V1H96ZM145 3H141V4L144 6ZM193 3H194V2H193ZM13 4H14V3H13ZM13 4H12V5H13ZM18 4H19V2H18ZM37 4H38V3H37ZM54 4H55V3H54ZM108 4H109V2H108ZM116 4H117V3H116ZM116 4H115V5H116ZM187 4H188V3H187ZM224 4H225V3H224ZM6 5H7V4H6ZM9 5H10V4H9ZM34 5H36V4H34ZM152 5L158 7V9H160V8H165V7H167V2H166V1H162V2L159 1V2H154ZM196 5H197V4H196ZM216 5H218V4H215V6H216ZM219 5H220V4H219ZM21 6H23V5H21ZM25 6H27V5H25ZM32 6H33V5H32ZM36 6H37V5H36ZM58 6H59V5H58ZM113 6H114V5H113ZM2 7H3V6H2ZM5 7H6V6H5ZM5 7H4V8H5ZM7 7H9V6H7ZM17 7L19 8V6H17ZM27 7H28V6H27ZM139 7H140V6H139ZM144 7H146V6H144ZM147 7H149V6H147ZM192 7H193V6H192ZM192 7H191V8H192ZM218 7H219V6H218ZM18 8H16V9L18 10ZM36 8H38V7H36ZM55 8H56V7H55ZM90 8H91V7H90ZM99 8H100V7H99ZM106 8H107V7H106ZM0 9H1V8H0ZM28 9H29V8H28ZM91 9H92V8H91ZM108 9H109V8H108ZM126 9H127V8H126ZM141 9H142V11H143L145 8H144V9L141 8ZM148 9H149V8H148ZM152 9H153V8H152ZM152 9H151V11H152ZM158 9H157V10H158ZM217 9H218V8H217ZM2 10H3V9H2ZM21 10H23V9H21ZM25 10L29 12L30 9H29V10L25 9ZM84 10H86V9H84ZM120 10H121V9H120ZM157 10H156V11H157ZM200 10H201V9H200ZM218 10H219V9H218ZM4 11H5V10H4ZM10 11H11V10H10ZM26 11L23 12V14H24V13L26 14ZM30 11H31V10H30ZM111 11H112V10H111ZM117 11H118V10H117ZM121 11H122V10H121ZM146 11H147V10H146ZM165 11H166V10H165ZM197 11L200 12L199 9L196 10V11H194V12L196 13ZM6 12H7V11H6ZM93 12H94V11H93ZM97 12H98V11H97ZM168 12H170V10H168ZM191 12H193V11H191ZM191 12H190V13H191ZM202 12H203V11L201 10V13H202ZM204 12H206V11H204ZM230 12H231V10H230ZM237 12H238V11L236 10V13H237ZM0 13H1V10H0ZM35 13H37V12H35ZM98 13H99V12H98ZM117 13H118V12H117ZM122 13H123V11H122ZM195 13H194V14H195ZM227 13H228L227 11H220V12H218V14H217L218 18L214 20L215 22H213V24H211L212 26H205V25L203 24V23H204L203 21H202L203 23H201V24H200V22H197V23H195V24H192L193 21H192L190 24H192L193 27H196V29L199 28V31L209 32V33H211V34H217V33H220V32L223 30V27H224V26L227 24V22H228L229 15H228ZM231 13H232V12H231ZM4 14H5V13H4ZM29 14H30V13H29ZM29 14H28V15H29ZM104 14H105V13H104ZM108 14H109V13H108ZM138 14H139V12H138ZM153 14H154V13H153ZM153 14H151V15H152V16H156V15H153ZM159 14H160V13H159ZM169 14H170V13H169ZM187 14H189V12H187ZM26 15H27V14H26ZM30 15H32V14H30ZM95 15H97V14H95ZM95 15H94V17H95ZM130 15H131V14H130ZM147 15L149 16V14H147ZM147 15H146V16H147ZM230 15H231V14H230ZM22 16H23V15H22ZM35 16H36V14H35ZM80 16H81V15H80ZM120 16H122V15H120ZM141 16H142V15H141ZM188 16H189V15H188ZM232 16H233V15H232ZM16 17H17V16H16ZM24 17H25V16H24ZM24 17H23V18H24ZM94 17H93V14H91V15H89V16H87V17L82 16V17L80 18V20L83 21V22H85V23H86V22H87V23H93V22H94ZM157 17H158V15H157ZM166 17H167V16H166ZM166 17H165V18H166ZM181 17H182V15H181ZM190 17H191V16H190ZM194 17H197V16L195 15ZM194 17H193V19H195ZM214 17H215V16H214ZM236 17H237V14H236ZM21 18H22V17H21ZM23 18H22V19H23ZM27 18H28V17H27ZM36 18H37V17H36ZM36 18H34V19H36ZM57 18H58V17H57ZM120 18H121V17H120ZM134 18H136V15H135ZM142 18H143V17H142ZM150 18H151V17H150ZM179 18H180V17H179ZM182 18H184V17H182ZM201 18H202V17H200V19H201ZM238 18H239V17H238ZM8 19H9V18H7V20H8ZM95 19H97V17H95ZM122 19H124V18H122ZM147 19H148V18H147ZM158 19H159V18H158ZM188 19H189V18H188ZM20 20H21V19H20ZM20 20H19V21H20ZM27 20H29V19H27ZM27 20H26V21H27ZM59 20H60V18H59ZM118 20H119V19H118ZM118 20H117V22H118ZM144 20H146V19H144ZM162 20H163V19H162ZM176 20H177V19H176ZM180 20H181V19H180ZM189 20H191V18H190ZM201 20H203V19H201ZM234 20H235V18H234ZM3 21H4V20H3ZM24 21H25V20H24ZM26 21H25V22H26ZM36 21H37V20H36ZM138 21H139V20H138ZM141 21H142V20H141ZM157 21H159V20H157ZM184 21H185V20H184ZM198 21H199V18H198ZM1 22H2V21H1ZM17 22H18V19H17ZM22 22H23V20H22ZM28 22H30V21H27V23H28ZM121 22H123V20H122ZM127 22H128V21H127ZM146 22L149 23L148 20H146ZM151 22H152V20H151ZM167 22H168V21H167ZM174 22H175V21H174ZM187 22H188V21H187ZM19 23H20V22H19ZM19 23H18V24H19ZM27 23H25V24H27ZM30 23H31V22H30ZM58 23H59V22H58ZM85 23H84V24H85ZM98 23H99V22H98ZM132 23H133V21H132ZM138 23H139V22H138ZM184 23H185V22H184ZM208 23H209V22H208ZM35 24L38 26L37 23H35ZM35 24H34V22H33V26H34V27H35ZM107 24H108V23H107ZM110 24H111V23H110ZM118 24H119V23H118ZM129 24H131V23H129ZM134 24H135V23H134ZM176 24H177V23H176ZM185 24H187V23H185ZM188 24H189V23H188ZM190 24H189V25H190ZM205 24H206V23H205ZM1 25H2V24H1ZM4 25H5V24H4ZM16 25H17V24H16ZM22 25H23V24H22ZM82 25H83V24H82ZM98 25H99V24H98ZM101 25H102V23H101ZM101 25H100V26H101ZM105 25H106V24H105ZM108 25H109V24H108ZM135 25H136V24H135ZM166 25H167V24H166ZM174 25H175V24H174ZM6 26H7V25H6ZM18 26H19V25H18ZM31 26H32V25H31ZM31 26H30V27H31ZM60 26H61V25H60ZM70 26H71V25H70ZM70 26H69V27H70ZM103 26H104V25H103ZM131 26H132V25H131ZM143 26H149V25H147V24L145 25V24H144ZM154 26H155V25H154ZM190 26H191V25H190ZM190 26H189V27H190ZM231 26H232V25H231ZM231 26L228 25V27H227V29H228V30H227V31H228L227 34L230 33V32L232 31V27H231ZM27 27H28V26H27ZM86 27H87V26H86ZM89 27H90V26H89ZM101 27H102V26H101ZM101 27H100V28H101ZM106 27H108V26H106ZM129 27H130V26H129ZM140 27H142V26H140ZM169 27H171V26H169ZM181 27H183L182 24H181L180 28H181ZM189 27H188V28H189ZM11 28H12V27H11ZM114 28H115V27H114ZM131 28H132V27H131ZM166 28H168V26H166ZM177 28H178V27H177ZM185 28H186V26H185ZM188 28H186V29H188ZM191 28H192V27H191ZM29 29H31V28H29ZM33 29H34V28H33ZM33 29H32V30H33ZM36 29H37V28H36ZM36 29H35V31H36ZM60 29H61V28H60ZM67 29H68V28H67ZM70 29H71V27H70ZM70 29H68V30H70ZM101 29H102V28H101ZM170 29H171V28H169V30H170ZM186 29H181V30H186ZM225 29H226V28H225ZM22 30H23V29H22ZM71 30H72V29H71ZM99 30H100V29H99ZM99 30L96 29L97 32H98ZM143 30L145 31V29H143ZM146 30H147V29H146ZM166 30H167V29H166ZM178 30H179V29H178ZM178 30H176V31H178ZM234 30H236V29L233 28V31H234ZM23 31H24V30H23ZM35 31H34V32H35ZM48 31H49V30H48ZM52 31H53V30H52ZM61 31H62V29H61ZM64 31H65V28H64ZM93 31H94V29H93ZM109 31H110V30H109ZM123 31H125V30H123ZM128 31H129V30H128ZM128 31H127V32H128ZM167 31H168V30H167ZM179 31H180V30H179ZM187 31H188V30H187ZM189 31H190V30H189ZM34 32H33V33H34ZM40 32H41V30H40ZM59 32H60V30H59ZM69 32H70V31H69ZM94 32H95V31H94ZM100 32H101V31H100ZM100 32H99L98 34H100ZM110 32H111V31H110ZM180 32H181V31H180ZM224 32H225V31H224ZM1 33H3V32L0 31V44H2V45L5 46L6 41H8L7 44L9 45V48L12 49L13 46H14L12 43L14 42V37H15L13 33L16 34V32H12V31H9V30H8V31H6V33H4V34H1ZM51 33H53V32H51ZM66 33H67V32H66ZM70 33H71V32H70ZM102 33H103V32H102ZM134 33H135V32H134ZM169 33H170V35H171L172 33H174V31H173L172 33H171V31H169ZM187 33H188V32H187ZM231 33H232V32H231ZM37 34H38V33H37ZM58 34H60V33H58ZM104 34H105V33H104ZM124 34H127V33H124ZM130 34H132V33H130ZM165 34H166V33H165ZM191 34H192V33H191ZM205 34H206V33H205ZM238 34H240V33H238ZM238 34H237V36H238ZM26 35H27V34H26ZM39 35H40V34H39ZM53 35H54V37H55V34H53ZM53 35H52V36H53ZM62 35H63V33H62ZM113 35H114V34H113ZM128 35H129V34H128ZM128 35H127V39H128ZM135 35H136V34H135ZM167 35H168V34H167ZM172 35H176V34H172ZM189 35H190V34H189ZM193 35H194V34H193ZM202 35H203V34H202ZM217 35H218V34H217ZM220 35H222V34H220ZM224 35H225V34H224ZM20 36H21V35H20ZM41 36H42V35H41ZM90 36H91V35H90ZM93 36H96L95 38L98 37V38L101 39V37H99V36H97V35H93ZM100 36H101V35H100ZM110 36H111V35H110ZM114 36H115V35H114ZM132 36H133V35H132ZM147 36H148V35H147ZM200 36H201V35H200ZM200 36H199V37H200ZM205 36H206V35H205ZM205 36H203V37H205ZM209 36H210V35H209ZM17 37H18V36H17ZM29 37H30V36H29ZM29 37H28V38H29ZM61 37H62V36H61ZM68 37H69V36H68ZM78 37H79V36H78ZM81 37H82V36H81ZM87 37H88V36H87ZM161 37H162V36H161ZM170 37H171V36H170ZM173 37H174V36H173ZM210 37H212V36H210ZM217 37H218V36H217ZM225 37H226V36H225ZM225 37H223V38H225ZM41 38H42V37H41ZM118 38H119V37H118ZM135 38H136V37H135ZM145 38H146V37H145ZM155 38H156V37H155ZM164 38H165V36H163V39H164ZM166 38H168V36H167ZM175 38H176V37H175ZM205 38H206V37H205ZM205 38H204V39H205ZM223 38H222V39H223ZM229 38H230V36H229ZM35 39H36V38H35ZM35 39H34V40H35ZM39 39H40V38H39ZM46 39H47V38H46ZM57 39H59V38H57ZM68 39L70 40V39H72V38L69 37ZM82 39H83V38H82ZM91 39H93V38H90V40H91ZM127 39H126V40H127ZM136 39H137V38H136ZM143 39H144V38H143ZM179 39H180V38H179ZM179 39H178L177 41H179ZM218 39H219V38H218ZM225 39H227V38H225ZM254 39H255V38H254ZM20 40H21V38H20ZM23 40L26 41L25 39H23ZM37 40H38V39H37ZM48 40H49V39H48ZM63 40H64V38H63ZM103 40H104V39H103ZM120 40H121V39H120ZM128 40H129V39H128ZM153 40H154V38H153ZM164 40H165V39H164ZM213 40H214V39H213ZM263 40H264V39H263ZM38 41H39V40H38ZM101 41H102V40H101ZM124 41H125V40H124ZM182 41H183V40H182ZM191 41H192V40H191ZM200 41H202V40H200ZM200 41H199V42H200ZM208 41H211V40H208ZM214 41H215V42H218L219 40H217V41L214 40ZM20 42H21V41H20ZM31 42H32V41H31ZM34 42H35V41H34ZM48 42H49V41H48ZM56 42H57V41H56ZM63 42H64V41H63ZM66 42H67V39H66ZM89 42H90V41H89ZM140 42H141V41H140ZM161 42H162V40H161ZM170 42H172V41L170 40ZM175 42H176V40H175ZM232 42H233V41H232ZM258 42H259V41H258ZM23 43H24V42H23ZM25 43H26V42H25ZM46 43H47V42H46ZM60 43H62V42H60ZM60 43H59V44H60ZM68 43H70V41H69ZM68 43H67V45H68ZM109 43H110V42H109ZM154 43L156 44V42H154ZM163 43H164V41H163ZM185 43H188V42L186 41ZM205 43H208V42L205 41ZM251 43H252V42H251ZM7 44H6V45H7ZM26 44H28V43H26ZM40 44H41V43H40ZM59 44H58V45H59ZM64 44H65V43H64ZM64 44H63V47L65 46ZM160 44H162V43H160ZM199 44H200V43H199ZM211 44H212V43H211ZM218 44H219V43H218ZM254 44H255V42H254ZM2 45H0V46H2ZM28 45H29V44H28ZM28 45H27V46H28ZM47 45H48V43H47ZM61 45H62V44H61ZM148 45H150V44H148ZM165 45H166V44H165ZM173 45H175V44H173ZM15 46H16V44H15ZM22 46H23V44H22ZM25 46H26V45H25ZM70 46H71V45H70ZM74 46H76V45L74 44ZM91 46H93V44H92ZM99 46L101 47V44H99ZM150 46H151V45H150ZM153 46H154V45H153ZM192 46H197V45H192ZM217 46H220V45H217ZM217 46H216V47H217ZM224 46H225V44H224ZM32 47H33V46H32ZM36 47H37V46H36ZM65 47H67V46H65ZM71 47H72V46H71ZM80 47H81V46H80ZM84 47H85V46H84ZM88 47L91 49L90 45H88ZM160 47H161V46H160ZM163 47H164V46H163ZM181 47H182V46H181ZM197 47H198V46H197ZM197 47H196V48H197ZM16 48H17V47H16ZM19 48H21V47H19ZM61 48H62V47H61ZM101 48H102V47H101ZM106 48H107V47H106ZM106 48H105V49H106ZM164 48H165V47H164ZM187 48H188V47H187ZM196 48H195V49H196ZM218 48H219V47H218ZM218 48H217V49H218ZM40 49H41V47H40ZM58 49H60V48H58ZM67 49H69V51H71L70 47H69V48L67 47ZM67 49H65V51H67ZM95 49H96V48H95ZM105 49H104V51H105ZM111 49H113V48L111 47ZM149 49H150V51H149ZM149 49H147V51L151 52V49H153V47H149ZM161 49H162V47H161ZM161 49H160V51H161ZM195 49H194V51H195ZM16 51H17V49H16ZM25 51H26V49H25ZM33 51H35V49H33ZM44 51H45V49H44ZM65 51H64V52H65ZM78 51H79V47H78ZM87 51H89L88 48H87ZM104 51H103V52H104ZM153 51H155V49H153ZM191 51H192V49H191ZM235 51H236V49H235ZM13 52H15V51H12V53H13ZM23 52H24V49H23ZM26 52H27V51H26ZM35 52H36V51H35ZM40 52H41V51H40ZM82 52H83V51H82ZM127 52H128V51H127ZM169 52H170V51H169ZM180 52H181V51H180ZM5 53H6V52H5ZM44 53H45V52H44ZM59 53H60V52H59V50H58V54H59ZM65 53H66V52H65ZM101 53H102V52H101ZM144 53H145V52H144ZM163 53H164V52H163ZM217 53H219V52H217ZM29 54H30V53H29ZM32 54H33V52H32ZM37 54H38V52H37ZM37 54H36V55H37ZM52 54H53V53H52ZM58 54H56L57 57L59 56ZM68 54H69V52H68ZM74 54H75V52H74ZM2 55H3V54H2ZM2 55H1V56H2ZM7 55H8V54H7ZM44 55L47 56V54H44ZM44 55H43V56H44ZM50 55H51V54H50ZM50 55H49V56H50ZM65 55H66V54H65ZM77 55H78V54H77ZM89 55H90V54H89ZM112 55H113V54H112ZM179 55H181V54H179ZM217 55H218V54H217ZM32 56H33V55H32ZM51 56H52V55H51ZM150 56H151V53H150ZM157 56H158V55H156V57H157ZM181 56H182V55H181ZM90 57H91V56H90ZM118 57H119V56H118ZM121 57H122V56H121ZM121 57H119V58H121ZM161 57H162V56H161ZM167 57H169V56H167ZM171 57H172V55H171ZM200 57H202V56H200ZM203 57H204V56H203ZM1 58H2V57H1ZM9 58H10V57H9ZM11 58H12V55H11ZM11 58L9 59L10 61H11ZM15 58H17V57H15ZM19 58H20V56H19ZM21 58H22V57H21ZM24 58H25V57H24ZM36 58H37V57H36ZM47 58H48V57H47ZM144 58H145V57H144ZM162 58H163V57H162ZM3 59H5V58H3ZM43 59H44V58H43ZM45 59H46V57H45ZM115 59H116V58H115ZM129 59H130V58H129ZM135 59H136V58H135ZM156 59H157V58H156ZM158 59H159V58H158ZM172 59H173V58H172ZM172 59H171V60H172ZM222 59H223V58H222ZM133 60H134V59H133ZM169 60H170V58H169ZM180 60H181V59H179V60H177V61H180ZM189 60H190V59H189ZM199 60H200V59H199ZM15 61H17V60H15ZM22 61H23V60H22ZM34 61H35V60H34ZM38 61H39V60H38ZM111 61H114V60H111ZM111 61H110V62H111ZM162 61H163V60H162ZM226 61H227V60H226ZM115 62H116V60H115ZM146 62L148 63V61H146ZM152 62H153V61H152ZM154 62L156 63L157 61H154ZM222 62H223V61H222ZM228 62H229V60H228ZM14 63H15V62H14ZM34 63H35V62H34ZM43 63H44V62H43ZM116 63H117V62H116ZM119 63H120V62H119ZM121 63H122V61H121ZM129 63H131V61L128 62V64H129ZM147 63H146V64H147ZM170 63H171V62H170ZM15 64H16V63H15ZM30 64H32V63H30ZM105 64H106V63H105ZM131 64H132V63H131ZM131 64H129V65L131 66ZM185 64H186V63H185ZM12 65H13V64H12ZM116 65H117V64H116ZM126 65H127V63H126ZM137 65H138V64H137ZM143 65H144V64H143ZM147 65H148V64H147ZM147 65H145V66H147ZM163 65H164V64H163ZM177 65H178V64H177ZM210 65H212V64L210 63ZM224 65H225V64H224ZM19 66H20V65H19ZM19 66H17V67H19ZM32 66H33V65H32ZM117 66H118V65H117ZM122 66H123V65H122ZM130 66H129V68H130ZM157 66H158V65H157ZM192 66L195 67V64L192 63ZM206 66H207V65H206ZM217 66H218V65H217ZM7 67H9V66H7ZM29 67H31V66H29ZM115 67H116V66H115ZM155 67H156V66H155ZM161 67H162V66H161ZM169 67H170V64H169ZM32 68L35 69L34 66H33ZM36 68H37V67H36ZM117 68L119 69V67H117ZM123 68H124V67H123ZM162 68H163V67H162ZM162 68H160V69H162ZM164 68H165V66H164ZM173 68H174V67H173ZM211 68H212V67H211ZM230 68H231V67H230ZM230 68H229V69H230ZM6 69H7V68H6ZM13 69H14V68H13ZM29 69H30V68H29ZM48 69H49V68H48ZM110 69H111V67H110ZM127 69H128V68H127ZM134 69H135V68H134ZM142 69H143V68H142ZM179 69H180V68H179ZM194 69H196V68H194ZM9 70H10V69H9ZM16 70H21V72H22V69H20V67H19V69L16 68ZM27 70H28V69H27ZM31 70L33 71V69H30V71H31ZM90 70H91V69H90ZM119 70H123V69H119ZM124 70H125V69H124ZM128 70H130V69H128ZM138 70H139V69L137 68V71H138ZM165 70H166V68H165ZM171 70H172V69H171ZM174 70L177 71V69H174ZM180 70L182 71L183 68L180 69ZM180 70H179V71H180ZM187 70H188V68L186 69V71H187ZM199 70H200V69H199ZM226 70H227V69H226ZM226 70H225V67H224L223 65H220V66H218L216 69H214L213 72L217 73V76H219V77H218L219 80H223L224 82H226V85H228L227 83H230V82H231V84H230V86H231V85H233V83H232V81L229 80V78L227 77L228 75H226ZM0 71H1V69H0ZM10 71H11V70H10ZM13 71H14V70H13ZM30 71H29V72H30ZM49 71H50V70H49ZM148 71H149V70H148ZM167 71H168V70H167ZM172 71H173V70H172ZM175 71H174V72H175ZM183 71H184V70H183ZM183 71H182V72H183ZM188 71H189V70H188ZM200 71H201V70H200ZM211 71H212V70H211ZM237 71H238V70H237ZM237 71H236V72H237ZM4 72H5V71H4ZM16 72H17V71H16ZM85 72H86V71H85ZM132 72H133V71H132ZM141 72H142V71H141ZM165 72H166V71H165ZM205 72H207V71H205ZM228 72H229V74H235V70H231V69H230V70L227 71V73H228ZM30 73H31V72H30ZM33 73H34V72H33ZM41 73H42V71H41ZM51 73H52V72H51ZM75 73H76V72H75ZM79 73H80V72H79ZM91 73H92V72H91ZM116 73H117V70H116ZM118 73H119V72H118ZM120 73H121V72H120ZM120 73H119L118 75H120ZM127 73H128V72H126V74H127ZM133 73H134V72H133ZM156 73H157V72H156ZM183 73H184V72H183ZM187 73H189V72H187ZM187 73H186V74H187ZM203 73H204V72H202V74H203ZM207 73H210V72H207ZM207 73H206V74H207ZM239 73H241V72H239ZM239 73H236V74L240 75ZM12 74H13V72H12ZM18 74H19V73L17 72V75H18ZM27 74H28V72H27ZM34 74H36V73H34ZM109 74H110V73H109ZM123 74H124V73H123ZM134 74H135V73H134ZM140 74H141V73H140ZM162 74H167V73H162ZM172 74H174V73H170V75H172ZM178 74H179V73H178ZM2 75H3V74H2ZM2 75H0V76H2ZM9 75H10V74H9ZM113 75H114V74H113ZM115 75H116V74H115ZM118 75H116V76H118ZM175 75H176V73H175L173 76H175ZM180 75H181V74H180ZM180 75H179V76H180ZM184 75H185V74H184ZM252 75H253V74H252ZM21 76H22V75H21ZM127 76H128V75H127ZM139 76H140V75H139ZM179 76H178V77H179ZM188 76H189V74H188ZM241 76H242V75H241ZM19 77H20V76L15 77V78H19ZM22 77H23V76H22ZM22 77H21V78H22ZM28 77L30 78L31 76L28 75V76H27V79H28ZM104 77H105V76H104ZM114 77H115V76H114ZM114 77H113V78H114ZM123 77H125V75H124ZM130 77H131V76H130ZM183 77H184V76H183ZM230 77H231V76H230ZM232 77H233V76H232ZM239 77H240V76H239ZM239 77H235V80H237L236 78H239ZM0 78H1V77H0ZM21 78H20V79H21ZM33 78H34V77H33ZM33 78H32V79H33ZM36 78H37V75H36L35 79H36ZM41 78H42V76H41ZM41 78H40V80H41ZM88 78H89V77H88ZM113 78H111V79H113ZM133 78H134V77H133ZM155 78H156V77H155ZM170 78H171V77H170ZM180 78H182V76L179 77V78H177V79H180ZM191 78H192V75H191ZM246 78H248V75H247ZM252 78H253V77H252ZM20 79H19V80H20ZM82 79H83V77H82ZM98 79H99V78H98ZM105 79H106V78H105ZM114 79H118V78L115 77ZM120 79H121V78H120ZM171 79H172V78H171ZM173 79H174V77H173ZM173 79H172V80H173ZM182 79H183V78H182ZM16 80H17V79H16ZM45 80H46V79H45ZM121 80H122V79H121ZM131 80H132V79H131ZM136 80H138V79H136ZM142 80H143V79H142ZM142 80H139V81H142ZM184 80H186V79H184ZM191 80H192V79H191ZM193 80H194V79H193ZM29 81H31V80H29ZM32 81L38 82V81H39V78H38V81H36V80H32ZM46 81H47V80H46ZM83 81H84V80H83ZM88 81H89V80H88ZM107 81H108V80H107ZM109 81H110V80H109ZM125 81H126V80H125ZM132 81H135V79L132 80ZM157 81H158V80H157ZM179 81H180V80H179ZM200 81H201V80H200ZM241 81H242V80H241ZM245 81H246V80H245ZM255 81H257V80H255ZM0 82H1V81H0ZM16 82H18V80H17ZM20 82H21V80H20ZM40 82H41V83H40V85H41V84H42V81H40ZM51 82H52V81H51ZM123 82H124V81H123ZM152 82H153V81H152ZM166 82H168V81H166ZM173 82H174V80H173ZM185 82H186V81H185ZM220 82H221V81H220ZM236 82L239 84L238 81H236ZM243 82H244V81H243ZM247 82H248V81H247ZM247 82H246V84H247ZM18 83H19V82H18ZM29 83H30V82H29ZM85 83H86V82H85ZM100 83H101V82H100ZM108 83H109V82H108ZM108 83H107V84H108ZM175 83H177V82H175ZM175 83H174V84H175ZM182 83H183V81H182ZM212 83H213V82H212ZM16 84H17V83H16ZM16 84H15V86H16ZM38 84H39V83H38ZM47 84H48V83H47ZM97 84H98V83H97ZM103 84H105V82H104ZM131 84H135V83H131ZM131 84H130V85H131ZM165 84H166V83H165ZM172 84H173V83H172ZM180 84H181V83H180ZM184 84H185V83H184ZM184 84H183V85H184ZM207 84H208V83H207ZM210 84H211V83H210ZM216 84H218V83H216ZM234 84H235V83H234ZM242 84H244V83H242ZM20 85H21V83H20ZM32 85H33V84H32ZM34 85H36V84H34ZM48 85H49V84H48ZM86 85H87V84H86ZM94 85H96V84H94ZM122 85H123V84H122ZM128 85H129V84H127V86H128ZM135 85H136V84H135ZM159 85H160V84H159ZM213 85H214V84H213ZM219 85H221V84H219ZM222 85H223V84H222ZM222 85H221V86H222ZM224 85H225V84H224ZM224 85H223V86H224ZM30 86H31V85H30ZM41 86H42V85H41ZM59 86H60V85H59ZM98 86H99V85H98ZM168 86H169V85H168ZM184 86H185V85H184ZM204 86H205V85H204ZM215 86H218V85H215ZM258 86H259V85H258ZM47 87H48V86H47ZM106 87H107V86H106ZM112 87H113V86H112ZM112 87H110V88L112 89ZM118 87H119V89H120V86H119V85H118ZM124 87H125V86H124ZM124 87H123V88H124ZM138 87H139V86H138ZM163 87H164V86H162L161 88H163ZM171 87H172V86H171ZM207 87H208V86H207ZM207 87H206V88H207ZM212 87H213V86H212ZM218 87H219V86H218ZM225 87H226V86H225ZM233 87H235V86H233ZM256 87H257V86H256ZM262 87H263V86H262ZM10 88H11V87H10ZM15 88H16V87H15ZM17 88H18V87H17ZM25 88H26V84H25ZM25 88H24V89H25ZM31 88H32V87H31ZM34 88H35V87H34ZM127 88H129V87H127ZM168 88H169V87H168ZM184 88H185V87H184ZM188 88H189V87H188ZM190 88H191V87H190ZM202 88H203V87L200 88V86H199V89H200V90H201ZM206 88H205V89H206ZM250 88H251V87H249V89H250ZM252 88H253V87H252ZM1 89H2V87H1ZM26 89H27V88H26ZM35 89H37V88H35ZM39 89H42V88L40 87ZM46 89H47V88H46ZM50 89H51V88H50ZM52 89H54V88H52ZM58 89H59V88H58ZM58 89H57V90H58ZM65 89H66V88H65ZM74 89H75V88H74ZM106 89H107V88H106ZM133 89H135V88H133ZM138 89H139V88H138ZM140 89H142V88H140ZM169 89H170V88H169ZM196 89H197V88H196ZM231 89H232V87L230 88V90H231ZM255 89H256V88H255ZM257 89H259L260 92H262V93L264 92V89H263V88H258V87H257ZM10 90H11V89H10ZM28 90H29V89H28ZM96 90H98V89H96ZM99 90H100V89H99ZM114 90L116 91V89H114ZM117 90H118V89H117ZM121 90H123V89H121ZM148 90H149V89H148ZM148 90H147V91H148ZM157 90H159V89H157ZM161 90H162V89H161ZM182 90H183V89H182ZM184 90H185V89H184ZM189 90H191V89H189ZM192 90H193V89H192ZM208 90H209V88H208ZM212 90L216 91V90L214 89V87H213L210 91H212ZM227 90H229V89L227 88ZM238 90H239V89H238ZM252 90H254V89H252ZM5 91H6V90H5ZM16 91H17V90H15V92H16ZM21 91H22V90H21ZM53 91H54V90H51V92H53ZM68 91H69V90H68ZM68 91H67V92H68ZM101 91H102V90H101ZM108 91H109V90H108ZM110 91H112V90H110ZM115 91H114V92H115ZM136 91H138V93H139V90H136ZM149 91H150V90H149ZM149 91H148V92H149ZM159 91H160V90H159ZM175 91H176V88H175ZM202 91H203V90H202ZM214 91H212V92L214 93ZM9 92H10V91H9ZM29 92H30V91H29ZM35 92H36V91H35ZM39 92H40V91H38L37 93H39ZM96 92H97V91H96ZM126 92H127V91H126ZM155 92H156V88H155ZM160 92H161V91H160ZM189 92H190V91H189ZM193 92H194V91H193ZM252 92H254V91H252ZM257 92H258V91H257ZM4 93H6V92H4ZM22 93H23V92H22ZM30 93H31V92H30ZM44 93H45V92H44ZM61 93H63V92H61ZM61 93H59V94H61ZM64 93H65V92H64ZM64 93H63V95H64ZM68 93H69V92H68ZM72 93H73V92H72ZM86 93H87V92H86ZM90 93H91V91H90ZM106 93H107V92H105L104 94H106ZM111 93H112V92H111ZM140 93H141V92H140ZM145 93H147V92H145ZM175 93H177V91H176ZM181 93H182V92H181ZM191 93H192V92H191ZM195 93H196V92H195ZM204 93H206V92L204 91ZM209 93H211V92H209ZM218 93L223 94L222 91H220V92L218 91ZM218 93H217V94H218ZM226 93H230V91H229V92H226ZM231 93H232V92H231ZM247 93H249V91H248ZM7 94H9V93H7ZM20 94H21V92H20ZM20 94H19V95H20ZM26 94H27V93H26ZM31 94H32V93H31ZM91 94H92V93H91ZM124 94H125V93H124ZM147 94H148V93H147ZM171 94H172V93H171ZM193 94H194V93H193ZM206 94H208V91H207ZM249 94H251V93H249ZM254 94H255V92H254ZM3 95H4V94H3ZM13 95H14V94H13ZM38 95H39V94H37V96H38ZM46 95H47V94H46ZM46 95H45V96H46ZM66 95H68V94H66ZM66 95H64V96H66ZM70 95H71V93H70ZM70 95H69V96H70ZM109 95H110V93H109ZM109 95H108V96H109ZM112 95H113V94H112ZM134 95H137V93L134 94ZM155 95H157V94H155ZM174 95H175V94H174ZM176 95H177V94H176ZM185 95H186V94H185ZM195 95H196V94H195ZM201 95H202V94H201ZM204 95H205V94H204ZM204 95H202V96L204 97ZM230 95L233 96V94H230ZM7 96H8V95H7ZM41 96H42V95H41ZM55 96H56V94H55ZM59 96H61V95H59ZM59 96H58V97H59ZM119 96H121V95H119ZM125 96H126V95H125ZM130 96H132V94H131ZM138 96H139V94H138ZM142 96H144V99L146 98V96H147V98H148V95L145 96V95L142 94ZM171 96H173V95H171ZM177 96H178V95H177ZM192 96H194V95H192ZM208 96H210V94H209ZM221 96H222V95H221ZM11 97H12V95H11ZM11 97H10V98H11ZM15 97H16V96H15ZM24 97H25V96H23L22 98H24ZM26 97H28V95H27ZM26 97H25V98H26ZM42 97H43V96H42ZM49 97H50V96H49ZM67 97H68V96H66V97H64V98H67ZM87 97H88V98H87ZM87 97H86L85 99L88 100L90 97H89V96H87ZM100 97H101V96H100ZM103 97H104V95H103ZM140 97H141V95H140ZM150 97H151V96H149V98H150ZM153 97H156V96H153ZM180 97H181V96H180ZM187 97H188V96H187ZM187 97H185V99H186ZM205 97H206V96H205ZM210 97L212 98V96H210ZM225 97H226V96H225ZM236 97H237V96H236ZM6 98H8V97H6ZM69 98H71V97H69ZM118 98H119V97H118ZM118 98H117V99H118ZM174 98H175V97H174ZM174 98H173V100H174ZM181 98H182V97H181ZM195 98L197 99L198 97H195ZM211 98L208 99V100L210 101V103H212V104H211V109L213 108V110H214L215 112H217V113L219 114V116L222 118V117L225 115V113H224V112H221V111H225V110L222 109V108H220V107L218 106L219 103L217 104L216 101H215V100H212ZM213 98H214V97H213ZM230 98L233 99L232 97H228V100H230V101H228L227 98H226L225 101H228V102L231 103V99H230ZM30 99H31V98H30ZM40 99H41V98H40ZM47 99H48V98H47ZM59 99L61 100V98H59ZM91 99H94L92 95H91ZM91 99H90V100H91ZM114 99H115V98H114ZM124 99H125V98H124ZM157 99H158V98H157ZM176 99H177V98H176ZM176 99H175V100H176ZM249 99H250V98H249ZM256 99H257V98H256ZM260 99H261V98H260ZM6 100H7V99H6ZM31 100L34 101L35 99L33 98V99H31ZM41 100H42V99H41ZM63 100H64V99H62V101H63ZM67 100H68V99H67ZM139 100H141V98H139ZM160 100H161V99H160ZM163 100H164V99H163ZM175 100H174V101H175ZM181 100H183V99H181ZM188 100H189V99H188ZM206 100H207V99H205V101H206ZM218 100H219V98H218ZM4 101H5V100H4ZM9 101H10V100H9ZM19 101H20V100H19ZM24 101H25V100H24ZM35 101H36V100H35ZM46 101H47V100H45L44 102H46ZM48 101H49V100H48ZM82 101H83V100H82ZM82 101H81V102H82ZM152 101H153V99H152ZM157 101H158V100H157ZM193 101H194V100H192V99L189 100V102H190V105H188L189 107H190V106H191V107L193 106V105H192V104H193ZM211 101H212V102H211ZM253 101H254V100H253ZM258 101H259V100H258ZM25 102H26V101H25ZM39 102H41V101L39 100ZM138 102H139V101H138ZM153 102H154V101H153ZM165 102H166V101H165ZM176 102H177V101H176ZM194 102H195V101H194ZM206 102H207V101H206ZM234 102H235V103H234ZM234 102L232 101L233 104H236V105H237V104H239L241 101H240L239 103H237L236 101H234ZM259 102H261V101H259ZM1 103H2V102H1ZM46 103H48V102H46ZM65 103L67 104V102H65ZM70 103H71V102H70ZM91 103H92V102H91ZM91 103H90V104H91ZM114 103H115V102H114ZM155 103H158V102H155ZM171 103H172V102H171ZM179 103H181V101H180ZM223 103H226V102H223ZM230 103H228V104H230ZM232 103H231V105H233ZM252 103H254V102H252ZM261 103H262V102H261ZM39 104H40V103H39ZM54 104H55V103H54ZM58 104H59V103H58ZM58 104H57V105H58ZM81 104H82V103H81ZM81 104H78V106H79V105L82 106ZM87 104H88V103H87ZM128 104H129V103H128ZM132 104H134V103H132ZM141 104H142V103H141ZM158 104H160V103H158ZM181 104H182V103H181ZM184 104H187V103H184ZM184 104H182V105H184ZM194 104H195V103H194ZM221 104H222V103H221ZM30 105H32V104H30ZM44 105H45V103H44ZM44 105H43V107L40 106V107L42 108V110H44ZM64 105H65V104H64ZM68 105H71V104H68ZM85 105H86V103H85ZM106 105H108V104H106ZM137 105H138V104H137ZM161 105H162V104H161ZM165 105H166V104H165ZM169 105H170V104H169ZM178 105L180 106V104H178ZM224 105H225V104H224ZM254 105H256V104H254ZM262 105H263V104H262ZM18 106H19V105H18ZM18 106L16 105L17 108H18ZM46 106H47V105H46ZM49 106H50V105H49ZM72 106H73V105H72ZM87 106L89 107V104H88ZM101 106H102V105H101ZM114 106H115V105H114ZM117 106H118V105H117ZM117 106H116V107H117ZM124 106H126V105H124ZM162 106H164V105H162ZM184 106H186V105H184ZM184 106H182V107H184ZM243 106H245V105H243ZM258 106H259V105H258ZM56 107H57V106H56ZM64 107H65V106H64ZM88 107H87V108L84 107V108L88 109ZM90 107H92V106H90ZM169 107H170V106H169ZM189 107H188V108H189ZM199 107H200V106H199ZM199 107H198V108H199ZM225 107H227V106H225ZM241 107H242V106H241ZM53 108H54V107H53ZM59 108H62V106L60 107V105H59ZM68 108H69V107H68ZM125 108H126V107H124L123 109H125ZM127 108H128V107H127ZM133 108H134V107H133ZM146 108H147V107H145L144 109H146ZM171 108H172V106H171ZM186 108H187V106H186ZM193 108H194V107H193ZM227 108H230V107H227ZM3 109H5V108H3ZM22 109H23V108H22ZM25 109H26V108H25ZM46 109H47V108H46ZM70 109H74V108H70ZM86 109H85V110L83 109V111H84V112L87 111ZM128 109H129V108H128ZM183 109H184V108H183ZM190 109H191V108H190ZM194 109H195V108H194ZM238 109H240V107H239ZM246 109H247V108H246ZM0 110H1V109H0ZM27 110H28V109H27ZM52 110H53V109H52ZM52 110H51V112H52ZM80 110H81V109H80ZM80 110L78 111V113H80ZM88 110H89V109H88ZM129 110H130V109H129ZM136 110H138V109H136ZM154 110H155V109H154ZM173 110H174V109H173ZM185 110H186V109H185ZM196 110H197V109H196ZM247 110H248V109H247ZM257 110H258V109H256V111H257ZM22 111H23V110H22ZM24 111H25V110H24ZM45 111H46V110H45ZM53 111H55V110H53ZM56 111L58 112V110H56ZM63 111H64V110L62 109V112H63ZM72 111H73V110H72ZM72 111H71V112H72ZM127 111H128V110H127ZM130 111H131V110H130ZM155 111H156V110H155ZM167 111H168V110H167ZM187 111H188V110H187ZM187 111H186V112H187ZM191 111H192V110H191ZM226 111H227V109H226ZM229 111H232V110L230 109ZM229 111H228V112H229ZM237 111H239V110H236V112H237ZM240 111H242V110H240ZM244 111H245V109L243 110V112H244ZM4 112H5V111H2V113H4ZM71 112H70V114H71ZM84 112H82V113H84ZM94 112H95V111H94ZM131 112H132V111H131ZM145 112H149V111H145ZM145 112H144V113H145ZM152 112H153V110H152ZM156 112H158V111H156ZM156 112H155V113H156ZM181 112H182V110H181ZM201 112H202V111H201ZM247 112H248V114H249L251 111H247ZM26 113H27V112H26ZM26 113H25V114H26ZM46 113L48 114L49 112H46ZM58 113H59V112H58ZM66 113H67L68 117H73V116H69L68 112H66ZM88 113H89V112H88ZM96 113H97V112H96ZM118 113H119V112H118ZM118 113H117V114H118ZM134 113H135V114H139V113H136V111H135ZM144 113H143L142 115H144ZM155 113H153L152 115H154ZM163 113H164V112H163ZM163 113H162V114H163ZM187 113H189V112H187ZM239 113H240V112H239ZM4 114H5V113H4ZM15 114H16V113H15ZM23 114H24V113H23ZM25 114H24V115H25ZM47 114H45V115H47ZM52 114H55V117H56V113L53 112ZM73 114H74V112H73ZM85 114H87V113L85 112L84 115H85ZM117 114H116V115H117ZM122 114H123V113H122ZM132 114H133V113H132ZM146 114H147V113H146ZM167 114H168V113H167ZM174 114H175V113H174ZM190 114H191V112H190ZM200 114H201V113H200ZM203 114H204V113H203ZM206 114H207V113H206ZM211 114H213V113H211ZM214 114H215V113H214ZM231 114H233V112H232ZM231 114H229V115H231ZM234 114H235V113H234ZM243 114H245V113H243ZM260 114H261V113H260ZM29 115H30V114H29ZM38 115H39V114H38ZM65 115H66V114H65ZM67 115H66V116H67ZM80 115H81V113H80ZM87 115H88V114H87ZM87 115H86V116H87ZM94 115H96V114H94ZM113 115H114V114H113ZM118 115H119V114H118ZM140 115H141V114H140ZM152 115H151V116H152ZM157 115H158V114H157ZM157 115H155V116H157ZM160 115H161V114H160ZM172 115H173V114H172ZM175 115H176V114H175ZM240 115H242V113H241ZM0 116H1V115H0ZM5 116H6V115H5ZM5 116H4V117H5ZM32 116H33V115H32ZM48 116H49V115H48ZM52 116H53V115H52ZM52 116H51V117H52ZM75 116H76V115H75ZM97 116H98V113H97ZM114 116H115V115H114ZM119 116H120V115H119ZM119 116H118V117H119ZM121 116H122V115H121ZM126 116H127V115H126ZM131 116H132V115H131ZM163 116H166V115L163 114ZM163 116H160V117L162 118ZM168 116H169V115H168ZM188 116H189V115H188ZM190 116H191V115H190ZM209 116H210V115H209ZM211 116H212V115H211ZM225 116H226V115H225ZM238 116H239V115L237 114V117L234 116V118L236 117V119H237ZM245 116H246V115H245ZM2 117H3V116H2ZM26 117H27V116H26ZM26 117H24V118H26ZM28 117H29V116H28ZM42 117H43V116H42ZM45 117H46V116H45ZM53 117H54V116H53ZM87 117H88V116H87ZM90 117H91V116H90ZM106 117H107V116H106ZM122 117H123V116H122ZM122 117H121V118H122ZM139 117H140V116H139ZM141 117H142V116H141ZM144 117H145V116H144ZM192 117H193V116H192ZM216 117H217V116H216ZM230 117H232V116H230ZM230 117L228 116V119H229V122L232 123L233 120H232V119L230 120ZM242 117H243V116H242ZM248 117H249V116L247 115V118H248ZM261 117H262V116H261ZM0 118H1V117H0ZM35 118H36V119H39V118H37V117H35ZM59 118H60V120H61L62 117H59ZM63 118H64V117H63ZM78 118L80 119L81 116H80V117L78 116ZM151 118H152V117H151ZM155 118H156V117H155ZM178 118H179V120H180L179 115H178ZM182 118H183V117H182ZM182 118H181V120H182ZM207 118H208V117H207ZM209 118H210V117H209ZM209 118H208V119H209ZM239 118H240V116H239ZM243 118H246V117H243ZM243 118H242V119H243ZM247 118H246V119H247ZM11 119H12V118H11ZM27 119H29V118H27ZM27 119H25V120H27ZM41 119H42V118H41ZM41 119H40V120H41ZM47 119H48V117H47ZM50 119H51V118H50ZM81 119H82V118H81ZM146 119H147V118H146ZM167 119H168V118H166L165 120H167ZM169 119H171V118H169ZM169 119H168V120H169ZM175 119H176V117H175ZM198 119H199V117H198ZM228 119H227V123H229V122H228ZM250 119H253V118L250 117ZM254 119H255V118H254ZM254 119H253V120H254ZM258 119H259V118H258ZM0 120H1V119H0ZM2 120H3V119H2ZM34 120H35V119H34ZM48 120H49V119H48ZM54 120H55V119H54ZM64 120H65V119H64ZM127 120H129V119H127ZM133 120H134V119H133ZM168 120H167V121H168ZM171 120H172V119H171ZM181 120H180V122H182ZM222 120H223V119H222ZM224 120H225V119H224ZM243 120H244V119H243ZM255 120H256V119H255ZM259 120H262V119H259ZM263 120H264V119H263ZM10 121H12V120H10ZM14 121L16 122L17 120L14 119ZM28 121H29V120H28ZM36 121H37V120H36ZM74 121H78V119H77V120H74ZM83 121H84V120L82 119V122H83ZM85 121H86V120H85ZM104 121H105V120H104ZM149 121L152 122L153 120L150 119ZM156 121H157V120H156ZM172 121H173V120H172ZM183 121H184V120H183ZM197 121H198V120H197ZM205 121H206V120H205ZM207 121H208V120H207ZM213 121H215V122L213 123V124H214V125H213L214 130H215V128L218 129V128H217V126H218V121H217L216 119L213 120ZM235 121H236V120H235ZM240 121H242V120H240ZM244 121H247V120H244ZM4 122H5V121H3V123H4ZM15 122H14V123H15ZM50 122H51V121H50ZM57 122H59V121H57ZM136 122H137V121H136ZM177 122H179V121L177 120ZM189 122H190V121H189ZM208 122H209V121H208ZM1 123H2V122H1ZM8 123H9V122H8ZM48 123H49V122H48ZM62 123H63V122H62ZM66 123H67V122H66ZM83 123H84V122H83ZM166 123H167V122H166ZM197 123H198V122H197ZM227 123H225V124H227ZM233 123H234V122H233ZM241 123H242V122H241ZM241 123H240V124H241ZM243 123H244V122H243ZM243 123H242V124H243ZM254 123H255V122H254ZM260 123H261V121H260ZM37 124H39V123H37ZM76 124H77V123H76ZM78 124H79V121H78ZM146 124H147V123H146ZM167 124H168V123H167ZM167 124H166V125H167ZM172 124H173V123H172ZM185 124H186V123H185ZM192 124H193V123H192ZM192 124H191V125H192ZM205 124H206V123H205ZM225 124H224V125H225ZM236 124H237V122H236ZM240 124H239V125H240ZM261 124H263V123H261ZM6 125H7V121H6ZM8 125H9V124H8ZM19 125H20V124H19ZM19 125H17L16 128H17ZM21 125H23L22 122H21ZM27 125H30V124H27ZM42 125H43V124H42ZM51 125H52V124H51ZM51 125H50V127H51ZM53 125H54V124H53ZM70 125H75V124H74V122H73V124L70 123ZM80 125H81V123H80ZM143 125H144V124H143ZM143 125H141V127H142ZM169 125H170V124H169ZM183 125H184V124H183ZM183 125H181L180 127H183ZM191 125H190V126H191ZM219 125H221V124H219ZM231 125H232V124H231ZM243 125H244V124H243ZM254 125H255V124H254ZM259 125H260V124H258V126H259ZM3 126H4V124H3ZM38 126H41V125H38ZM38 126H36V127H38ZM54 126H55V125H54ZM78 126H79V125H78ZM84 126H85V125H84ZM124 126H125V125H124ZM138 126H139V125H138ZM157 126H158V125H157ZM161 126H162V125H161ZM221 126H222V125H221ZM237 126H238V125H236V127H237ZM252 126H253V124H252ZM258 126H256V128H257ZM260 126H261V125H260ZM260 126H259V128H260ZM7 127H9V126H7ZM11 127H13L12 129H14V126H11ZM25 127H26V126H25ZM25 127H24V128H25ZM33 127H34V126H33ZM69 127L71 128L72 126H69ZM74 127H75V126H74ZM76 127H77V125H76ZM85 127H86V126H85ZM119 127H120V126H119ZM133 127H134V126H132V129H133ZM148 127H149V126H148ZM151 127H153V126L151 125ZM151 127H150V128H151ZM155 127H156V126H155ZM196 127H198V126H196ZM218 127H219V126H218ZM233 127H234V126H233ZM236 127H234V128H236ZM245 127H248V128H249V126H245ZM253 127H254V126H253ZM0 128H1L0 130H2V127H0ZM19 128H20V127H19ZM24 128H23V129H24ZM28 128H29V127H28ZM57 128H58V129L61 128V129L64 130V129L66 128V126H65V127L63 126V128H62V127H57ZM57 128H56V131L58 130ZM79 128H80V127H79ZM86 128H88V126H87ZM107 128H108V127H107ZM113 128H114V127H113ZM134 128H135V127H134ZM137 128H138V127H137ZM137 128H135V129H137ZM153 128H154V127H153ZM153 128H152V129H153ZM205 128H206V127H205ZM213 128H212V129H213ZM219 128H220V129H223V128H221V127H219ZM263 128H264V127H263ZM31 129H32V128H31ZM51 129H52V128H51ZM71 129L74 130V128H71ZM76 129H78V128H76ZM155 129H156V128H155ZM171 129H172V128H171ZM173 129H174V128H173ZM197 129H198V128H197ZM225 129H227V128L225 127ZM250 129H252V128H250ZM6 130H8V129H6ZM33 130H34V129H33ZM44 130H46V129H44ZM65 130H66V129H65ZM86 130H87V129H86ZM109 130H110V129H109ZM142 130H143V129H142ZM168 130H169V129H168ZM193 130H194V129H193ZM227 130H228V129H227ZM227 130H225V131H227ZM239 130H240V128H239ZM242 130H243V129H242ZM242 130H241V131H242ZM14 131H15V130H14ZM19 131H20V130H19ZM23 131H26V130L24 129ZM31 131H32V130H31ZM37 131H38V130H37ZM58 131H59V130H58ZM58 131H57V132H58ZM66 131H67V130H66ZM87 131H88V130H87ZM93 131H94V130H93ZM93 131H92V132H93ZM111 131H112V130H111ZM119 131H120V130H119ZM130 131H131V130H130ZM143 131H144V130H143ZM153 131L155 132L156 130H153ZM153 131H152V132H153ZM169 131L172 132L171 130H169ZM187 131H188V130H187ZM191 131H192V130H191ZM205 131H206V129H204V131H201V132H205ZM208 131H210L209 128H208ZM208 131H206V132H208ZM217 131H218V130H216L215 132H217ZM220 131H221V130H220ZM222 131H223V130H222ZM225 131H223V132H225ZM258 131H262V130H258ZM263 131H264V130H263ZM11 132H13V130H11ZM21 132H22V131H21ZM45 132H46V131H45ZM49 132H50V131H48V133H49ZM54 132H55V129H54ZM54 132H53V133H54ZM62 132H63V131H62ZM70 132H71V131H70ZM73 132H74V131H73ZM116 132H118V131H116ZM147 132H148V130H147ZM157 132H159V131H157ZM163 132H164V131H163ZM174 132H175V131H174ZM174 132H173V133H174ZM185 132H186V131H185ZM188 132H190V131H188ZM192 132H193V131H192ZM199 132H200V131H199ZM215 132H214V133H215ZM223 132H221V134H222ZM245 132H246V131H245ZM247 132H252V133H253L252 130H251V131H247ZM6 133H7V132H5L4 134H6ZM18 133H20V132H18ZM143 133H144V132H143ZM168 133H169V132H168ZM176 133H177V132H175L174 134H176ZM225 133H227V132H225ZM4 134H3V135H4ZM16 134H17V132H16ZM16 134H15V135H16ZM25 134H26V133H25ZM37 134H38V133H36V135H37ZM49 134H50V133H49ZM58 134H59V133H58ZM67 134H68V133H67ZM70 134H71V133H70ZM81 134H82V132H81ZM89 134H90V133H89ZM99 134H100V133H99ZM110 134H112V133H110ZM118 134H120V133H118ZM162 134H163V133H162ZM169 134H171V133H169ZM174 134H173V135H174ZM178 134H179V133H178ZM209 134H210V133H209ZM209 134H207L208 137L211 136V135H209ZM212 134H213V133H212ZM247 134H248V133H247ZM250 134H251V133H250ZM254 134H257V135H258V133H255V132H254ZM262 134H264V133H262ZM17 135H18V134H17ZM27 135L29 136L30 134H26V137H27ZM31 135H32V134H31ZM31 135H30V136H31ZM83 135H84V134H83ZM114 135H115V134H114ZM147 135H148V133H147ZM147 135L145 134V136H147ZM152 135H153V134H152ZM176 135H177V134H176ZM216 135H217V133H216ZM216 135H215V136H216ZM228 135H229V134H228ZM230 135H231V134H230ZM232 135H233V134H232ZM242 135H243V134H242ZM32 136H35V135H32ZM52 136H53V134H52ZM84 136H85V135H84ZM124 136H125V135H124ZM124 136H123V137H124ZM156 136H157V135H156ZM156 136H155V138H156ZM158 136H159V135H158ZM163 136H164V135H163ZM217 136L219 137V135H217ZM223 136H225V135H223ZM250 136H251V141L258 142V141H255V138H256V137H252V136H254V135L251 134ZM259 136H260V134H259ZM1 137H2V136H1ZM6 137H7V135H6ZM17 137H18V136H17ZM38 137H39V134H38ZM43 137H45V136L43 135ZM114 137H115V136H114ZM169 137H172V136H169ZM177 137H178V136H177ZM211 137H213V136H211ZM228 137H229V136L226 135V139H227ZM233 137H234V136H233ZM246 137L248 138V136H246ZM12 138L14 139L13 136H12ZM15 138H16V137H15ZM39 138H41V136H40ZM47 138H49V136H48ZM50 138H51V136H50ZM53 138H54V136H53ZM58 138H60V136H59ZM111 138H112V137H111ZM127 138H128V137H127ZM155 138H154V139H155ZM160 138H161V137H160ZM163 138H164V137H163ZM178 138H180V137H178ZM206 138H207V137H206ZM213 138H214V137H213ZM247 138H246V139H247ZM249 138H250V137H249ZM252 138H253L254 140H252ZM8 139H11V138H8ZM18 139H19V138H18ZM44 139L46 140V138H44ZM51 139H52V138H51ZM88 139H89V138H88ZM106 139H107V138H106ZM112 139H113V138H112ZM114 139H115V138H114ZM136 139H137V138H136ZM173 139H175V138H173ZM208 139H210V138H208ZM219 139H220V138H219ZM223 139H225V138H223ZM233 139H234V138H233ZM262 139H263V138H262ZM262 139H260L259 142H260ZM0 140H2V139H0ZM4 140L7 141V139H5V138H4ZM14 140H15V141H19V140H17V139H14ZM14 140H11V141H14ZM25 140H28V139H25ZM41 140H42V139H41ZM45 140H43V141H45ZM47 140H49V139H47ZM59 140H60V139H59ZM59 140H58V141H59ZM61 140H62V139H61ZM77 140H79V139H77ZM83 140H84V139H82L81 141H83ZM90 140H91V138H90ZM95 140H96V139H95ZM98 140H99V138H98ZM98 140H97V141H98ZM103 140H104V139H103ZM110 140H111V139H110ZM126 140H128V139H126ZM134 140H135V139H134ZM156 140H157V139H156ZM163 140H164V139H163ZM176 140H177V138H176ZM191 140H192V138H191ZM211 140H212V141H211L210 144H211V146H213L214 141H213V139H211ZM215 140H218V139L215 138ZM263 140H264V139H263ZM263 140H262V141H263ZM15 141H14V144H15V145H12V146H14L13 148H18L19 146L17 147L18 144L16 145ZM32 141L34 142V140H32ZM39 141H40V139H39ZM101 141H102V138H101V140H100L99 142H101ZM107 141H108V140H107ZM112 141H113V140H112ZM143 141H144V140H143ZM153 141H154V140H153ZM159 141H160V140H159ZM159 141H158V142H159ZM183 141H184V140H183ZM186 141H187V140H186ZM208 141H209V140H208ZM208 141H207V142H208ZM218 141H219V140H218ZM235 141H236V140H235ZM237 141H238V140H237ZM249 141H250V140H249ZM21 142H22V141H21ZM54 142H55V141H54ZM54 142H52V143H54ZM75 142H76V141H75ZM110 142H111V141H110ZM117 142H118V141H117ZM130 142H131V141H130ZM226 142H229V141L226 140ZM226 142H225V143H226ZM254 142H252V144H253ZM9 143H10V142H9ZM35 143H36V141L34 142V144H35ZM55 143H56V142H55ZM63 143H64V142H63ZM72 143H74V142H72ZM139 143H140V142H139ZM46 144H47V143H46ZM83 144H84V142H83ZM93 144H94V143H93ZM97 144H98V143H97ZM109 144H110V143H108V145H109ZM115 144H116V143H115ZM140 144H141V143H140ZM168 144H169V143H168ZM182 144H183V143H182ZM185 144H186V143H185ZM210 144H207V145H210ZM216 144H217V143H216ZM238 144L240 145V142H238ZM255 144H256V143H254V145H255ZM257 144H258V143H257ZM257 144H256V145H257ZM261 144H262V143H261ZM261 144H260V145H261ZM6 145L8 146V144H6ZM10 145H11V144H10ZM35 145H36V144H35ZM54 145H55V144H54ZM57 145H58V144H57ZM69 145H70V144H69ZM69 145H68V146H69ZM71 145H72V144H71ZM113 145H114V144H113ZM121 145H123V144H121ZM142 145H143V143H142ZM150 145H151V144H150ZM156 145H157V144H156ZM230 145H231V144H230ZM241 145H242V144H241ZM241 145H240V146H241ZM248 145H250V144H248ZM15 146H16V147H15ZM94 146H95V145H94ZM94 146H93V147H94ZM235 146H236V143H235L234 147H235ZM244 146H245V145H244ZM251 146H252V145H251ZM31 147H32V146H31ZM31 147L28 148V146H27L28 149H31ZM70 147H71V149H72V146H70ZM70 147H68V148H70ZM81 147H82V146H81ZM126 147H127V146H126ZM126 147H124V148L126 149ZM146 147H147V146H146ZM159 147H160V145H159ZM168 147H169V146H168ZM168 147H167V148H168ZM170 147H171V146H170ZM177 147H178V145H177ZM229 147H230V146H229ZM229 147H226V148H229ZM234 147H233V149H234ZM255 147H256V146H255ZM13 148H12V149H13ZM24 148L26 149V146H25ZM50 148H51V147H50ZM60 148H61V147H60ZM66 148H67V147H66ZM66 148H65V149H66ZM74 148H75V147H74ZM78 148H79V147H78ZM96 148H97V147H96ZM114 148H115V147H114ZM129 148H131V147H129ZM135 148L137 149V146H135ZM148 148H149V146H148ZM148 148H147V149H148ZM165 148H166V147H165ZM205 148H206V147H205ZM205 148H204V149H205ZM213 148H214V147H213ZM245 148H246V147H245ZM256 148H257V147H256ZM258 148H259V147H258ZM258 148H257V150H258ZM18 149H21V148H18ZM22 149H23V148H22ZM25 149H23L24 152H25ZM36 149H37V148H36ZM36 149H35V150H36ZM39 149H40V147H39ZM47 149H48V148H47ZM119 149H120V148H119ZM138 149H139V148H138ZM145 149H146V148H145ZM158 149H159V148H158ZM190 149H191V148H190ZM192 149H193V148H192ZM207 149H208V148H207ZM219 149H220V148H219ZM231 149H232V148H231ZM243 149H244V147H243ZM254 149H255V148H254ZM35 150H34V151H35ZM66 150L68 151V149H66ZM130 150H131V149H130ZM130 150H128V152H129ZM183 150H185L184 147H183ZM211 150H212V149H211ZM211 150H210V151H211ZM240 150H242V149L240 148ZM252 150H253V147H252ZM263 150H264V149H263ZM20 151H22V150H20ZM27 151H28V150H27ZM44 151H45V150H44ZM49 151L51 152V150H49ZM49 151H48V152H49ZM53 151H54V150H53ZM61 151H62V150H61ZM61 151H59V153H60ZM72 151H74V150H72ZM72 151H71V154H72ZM78 151H79V150H78ZM94 151H97V150H94ZM94 151H93V152H94ZM110 151H111V149H110ZM126 151H127V150H126ZM156 151H157V150H156ZM163 151H164V150H163ZM187 151H189V150H187ZM242 151H243V150H242ZM259 151H260V150H259ZM46 152H47V151H46ZM133 152H134V151H133ZM133 152H132V155H134ZM181 152H182V151H181ZM190 152H191V151H190ZM213 152H214V150H213ZM226 152H227V151H226ZM243 152H244V151H243ZM252 152H253V151H252ZM255 152H256V151H255ZM261 152H262V151H261ZM261 152H259V153H261ZM20 153H22V152H20ZM65 153H66V152H65ZM94 153H95V152H94ZM96 153H97V152H96ZM96 153H95V154H96ZM118 153H119V152H117L116 155H118ZM122 153L125 154L124 152H122ZM129 153H130V152H129ZM160 153H161V152H160ZM160 153H159V154H160ZM178 153H179V152H178ZM178 153H177V154H178ZM188 153H189V152H187V154H188ZM208 153H209V152H208ZM208 153H207L206 155H208ZM210 153H212V152H210ZM218 153H219V152H218ZM228 153H230V152H228ZM246 153H247V152H246ZM22 154H23V153H22ZM22 154H20V155H22ZM43 154L46 155V158H47V156L49 155V154H46V153H43ZM61 154H63V153L61 152ZM98 154H99V153H98ZM103 154H104V153H103ZM113 154H115V152H114ZM130 154H131V153H130ZM159 154H158V155H159ZM180 154H181V153H180ZM212 154H213V153H212ZM243 154H244V153H243ZM9 155H10V154H9ZM13 155H14V154H13ZM27 155H28V153H27ZM29 155H30V154H29ZM54 155H55V154H54ZM56 155H57V154H56ZM73 155H74V154H73ZM107 155H108V154H107ZM116 155H115V156H116ZM121 155H122V154H121ZM121 155H120V156H121ZM158 155H156V156H158ZM160 155H161V154H160ZM162 155H163V153H162ZM171 155H172V154H171ZM189 155H190V154H189ZM189 155L187 156V159H184V160H186V164H187V162H188V163H190V165H191L190 159H191V157H192V153H191L190 156H189ZM210 155H211V154H210ZM231 155H232V154H231ZM234 155H235V154H233V156H234ZM240 155H241V154H240ZM250 155H251V154H250ZM253 155H254V152H253ZM22 156H23V155H22ZM25 156H26V155H25ZM66 156L69 157L68 155H66ZM79 156H80V155H79ZM113 156H114V155H113ZM115 156H114V157H115ZM123 156H124V155H123ZM123 156H122V157H123ZM125 156H128L127 153H126ZM218 156H219V155H217V157H218ZM227 156H228V155H227ZM229 156H230V155H229ZM14 157H15V156H14ZM28 157H29V156H28ZM28 157H27V158H28ZM31 157H34V156H31ZM31 157H30V158H31ZM43 157H44V156H43ZM53 157H54V156H53ZM53 157H51V158H53ZM75 157H76V156H75ZM83 157H84V156H83ZM83 157H81V158L79 157V158L82 160ZM95 157H97V156H95ZM122 157H120V158H122ZM135 157H136V156H135ZM153 157H154V156H153ZM172 157H174V156H172ZM172 157H171V158H172ZM185 157H186V155H185ZM212 157H213V156H212ZM225 157H226V156H225ZM231 157H232V156H231ZM236 157H237V156H236ZM239 157H240V156H239ZM252 157H253V156H252ZM252 157H251V158H252ZM10 158H11V157H10ZM16 158H17V157H16ZM20 158H21V157H20ZM20 158H19V159H20ZM24 158H25V157H24ZM46 158H44V159H46ZM57 158H58V156H57ZM61 158H62V157H61ZM99 158H100V157H99ZM102 158H103V155H102ZM123 158H124V157H123ZM149 158H150V157H149ZM156 158H157V157H156ZM215 158H216V157H215ZM215 158H214V159H215ZM220 158H221V157H220ZM248 158H250V157H248ZM44 159L42 158V160H44ZM47 159H49V158H47ZM73 159H74V158H73ZM77 159H78V158H77ZM96 159H97V158H96ZM125 159H126V157H125ZM129 159H130V158H129ZM162 159H163V158H162ZM179 159H180V158H178V160H179ZM211 159H212V158H211ZM211 159H209V160H211ZM233 159H234V158H233ZM252 159H253V158H252ZM1 160H2V159H1ZM17 160H18V159H17ZM29 160H30V159H29ZM35 160H36V159H35ZM55 160H56V159H55ZM83 160L85 161L86 159L83 158ZM94 160H95V159H94ZM100 160H101V158H100ZM105 160H107V157H106ZM105 160H103V161H105ZM110 160H111V159H110ZM110 160H109V161H110ZM112 160H114V158H112ZM118 160L120 161V159H118ZM127 160H128V159H127ZM181 160H182V159H181ZM237 160H238V159H236V161H237ZM253 160H256V158H254ZM253 160H252V162H253ZM19 161H20V160H19ZM53 161H54V160H53ZM69 161H70V160H69ZM69 161H68V162H69ZM77 161H78V160H77ZM77 161H75V162H77ZM97 161H99V159H98ZM115 161H117V159H116ZM176 161H177V160H176ZM206 161H207V160H206ZM257 161H258V160H257ZM259 161L262 162L263 160H259ZM21 162H23V161H21ZM54 162H55V161H54ZM56 162H57V161H56ZM73 162H74V161H73ZM82 162H83V161H82ZM82 162H81V163H82ZM86 162H87V161H86ZM91 162H93V161H91ZM107 162H108V161H107ZM107 162H105V163H107ZM110 162H111V161H110ZM110 162H108L107 164H109ZM117 162H118V161H117ZM120 162H122V161H120ZM152 162H153V161H152ZM179 162H180V161H179ZM181 162H182V161H181ZM201 162H203V161H201ZM209 162H210V161H209ZM212 162H213V161H212ZM252 162H250V163H252ZM26 163H27V162H26ZM59 163H60V162H59ZM97 163H98V162H97ZM105 163H104V165H105ZM122 163H123V162H122ZM124 163L126 164V162H124ZM155 163H156V162H155ZM197 163H198V162H197ZM207 163H208V162H207ZM218 163H219V162H218ZM253 163H259V162H253ZM48 164H49V163H48ZM90 164H91V163H90ZM90 164H89V165H90ZM125 164H124V165H125ZM167 164H168V163H167ZM173 164H174V163H173ZM178 164H179V163H178ZM184 164H185V163H184ZM199 164H200V163H199ZM212 164H213V163H212ZM224 164H225V163H224ZM246 164H247V163H246ZM260 164H261V163H260ZM262 164H263V163H262ZM262 164H261L260 166H262ZM27 165H28V164H27ZM32 165H35V164H32ZM36 165H37V164H36ZM81 165L84 166V165H87V164L84 163V164H81ZM95 165H97V164H95ZM116 165H118V163H117ZM120 165H121V164H120ZM120 165H119V166H120ZM124 165H123V166H124ZM126 165H128V164H126ZM139 165H140V164H139ZM175 165H176V164H175ZM208 165H210V164H208ZM216 165H217V164H216ZM218 165H220V164H218ZM18 166H20V165H18ZM45 166H46V165H45ZM106 166H107V165H106ZM108 166H109V165H108ZM108 166H107V167H108ZM128 166H130V165H128ZM128 166H127V167H128ZM152 166H153V165H152ZM163 166H164V165H163ZM165 166H166V165H165ZM178 166H179V165H176V167H178ZM185 166H186V165H185ZM193 166H194V165H193ZM202 166H203V165H202ZM202 166H200V167H202ZM212 166H215V165H212ZM231 166H232V165H231ZM247 166H249V165H247ZM247 166H246V167H247ZM253 166H256V165H252V167H253ZM260 166L258 165V167H260ZM41 167H42V166H41ZM94 167H95V166H94ZM97 167H98V166H97ZM113 167H114V166H112V168H113ZM125 167H126V166H125ZM171 167H172V166H171ZM171 167H170V168H171ZM195 167H196V166H195ZM197 167H198V166H197ZM219 167H220V166H216V169H218ZM229 167H230V166H229ZM229 167H227V168H229ZM252 167H251V168H252ZM47 168H50V167L47 166ZM55 168H56V167H55ZM63 168H64V167H63ZM67 168H68V167H67ZM67 168H66V169H67ZM70 168H71V167H70ZM74 168H75V167H73V168H71V169H74ZM77 168H78V167H76V169H77ZM79 168H80V166H79ZM114 168H115V167H114ZM116 168H117V166H116ZM120 168H121V166H120ZM134 168H135V167H134ZM136 168H138V167H136ZM136 168H135V169H136ZM178 168H179V167H178ZM180 168H182V167H180ZM204 168H205V166H204ZM227 168H226V169H227ZM247 168H248V167H247ZM251 168H250V166H249L248 169H251ZM32 169H33V168H32ZM43 169H46V168H43ZM50 169H54V168H50ZM57 169H60V168L57 167L56 170H57ZM61 169H62V168H61ZM61 169H60V170H61ZM66 169H65V170H66ZM81 169H82V168H81ZM87 169H88V168H87ZM87 169H86V170H87ZM101 169H102V168H101ZM103 169H104V168H103ZM143 169H144V168H143ZM149 169H150V167H149ZM165 169H166V168H165ZM168 169H169V168H168ZM189 169H190V168H189ZM206 169H207V168H206ZM263 169H264V168H263ZM263 169H262V171H263ZM10 170H11V169H10ZM10 170H9V171H10ZM38 170H39V169H38ZM88 170H90V169H88ZM119 170H120V169H119ZM122 170H123V167H122ZM163 170H164V169H163ZM170 170H172V169H170ZM175 170H176V169H175ZM178 170H180V169H178ZM193 170H194V169H193ZM228 170H230V169H228ZM25 171H26V170H25ZM36 171H37V170H36ZM53 171H54V170H53ZM58 171H59V170H58ZM61 171H63V170H61ZM74 171H75V169H74L72 172H74ZM83 171H84V169H83ZM92 171H93V170H92ZM92 171H91V172H92ZM96 171H97V170H96ZM98 171H99L98 173H100V170H98ZM101 171H102V170H101ZM117 171H118V170H117ZM120 171H121V170H120ZM120 171H118V173H119ZM135 171H137V170H135ZM148 171H149V170H148ZM165 171H166V170H165ZM189 171H190V170H189ZM199 171H201V170L199 169ZM209 171H210V170H209ZM211 171H212V170H211ZM224 171H226V170H224ZM258 171H259V170H258ZM260 171H261V170H260ZM67 172H68V171H67ZM76 172H77V171H76ZM76 172H75V173H76ZM91 172H90L91 175H92V174H95L94 172H92V173H91ZM106 172H107V171H106ZM106 172H105V173H106ZM112 172H114V171L112 170ZM196 172H197V171H196ZM202 172H204V171H202ZM206 172H207V171H206ZM226 172H227V171H226ZM226 172H225V174H226ZM14 173H15V172H14ZM55 173H56V172H55ZM79 173H80V172H79ZM85 173H86V171H85ZM87 173H88V171H87ZM87 173H86V174H87ZM96 173H97V172H96ZM109 173H110V171H109ZM114 173H115V172H114ZM116 173H117V172H116ZM121 173H122V172H121ZM123 173L125 174V173H127V172H123ZM128 173H129V172H128ZM133 173H134V172H133ZM170 173H171V172H170ZM194 173H195V172H194ZM197 173H198V172H197ZM207 173H208V172H207ZM209 173H210V172H209ZM211 173H212V172H211ZM229 173L231 174L232 171L229 172ZM237 173H239V172H237ZM259 173H260V172H259ZM10 174H11V173H10ZM16 174H19V173H17V169H16ZM37 174H38V173H37ZM59 174H60V172H59ZM59 174L57 173V174H55V175H59ZM134 174H136V173H134ZM140 174H141V173H140ZM175 174H177L176 171H175ZM178 174H179V176H180V175H181V172H179ZM178 174H177V175H178ZM190 174L192 175V172H190ZM199 174H200V173H198L197 175H199ZM34 175H36V174H34ZM44 175H45V174H44ZM68 175H69V174H67V176H68ZM101 175H104V174H101ZM101 175H100V176H101ZM106 175H108V174H106ZM106 175H105V176H106ZM109 175H110V174H109ZM117 175H118V174H117ZM121 175H122V174H121ZM151 175H152V174H151ZM177 175H174V176H177ZM193 175H195V174H193ZM200 175H201V174H200ZM232 175H233V174H232ZM14 176H15V175H14ZM41 176H42V175H41ZM50 176H51V174H50ZM61 176H62V175H61ZM63 176H64V175H63ZM80 176H81V175H80ZM80 176H79V177H80ZM85 176H86V175H85ZM110 176H111V175H110ZM131 176H133V175H131ZM134 176H135V175H134ZM136 176H138V175H136ZM136 176H135V177H136ZM142 176H143V175H142ZM172 176H173V175H172ZM205 176H206V175H205ZM210 176H211V175H210ZM221 176H222V175H221ZM224 176H225V175H224ZM230 176H231V175H230ZM233 176H234V175H233ZM9 177H10V176H9ZM73 177H74V173H73ZM90 177H91V176H90ZM95 177L97 178V177H99V176L97 175V176H95ZM95 177H93V178H95ZM101 177H102V176H101ZM111 177H115V175H113V176H111ZM119 177H120V176H119ZM126 177H127V176H126ZM212 177H213V176H212ZM212 177H211V178H212ZM253 177H254V176H253ZM256 177H257V175H256ZM16 178H17V176H16ZM62 178H64V177H62ZM80 178H81V177H80ZM91 178H92V177H91ZM102 178H103V177H102ZM105 178H106V177H105ZM107 178H108V177H107ZM115 178H116V177H115ZM121 178H122V177H121ZM121 178H120V179H121ZM130 178H131V177H130ZM136 178H137V177H136ZM139 178H140V177H139ZM141 178H142V177H141ZM222 178H224V177L222 176ZM232 178H233V177H232ZM232 178H231V179H232ZM19 179H20V177H19ZM23 179H24V178H23ZM67 179H68V178H67ZM69 179H70V178H69ZM81 179H82V178H81ZM81 179H80L81 182H79V183H83L84 180H81ZM84 179H86V178H84ZM112 179L114 180V178H111L110 180L112 181ZM116 179H117V178H116ZM134 179H135V178H134ZM134 179H133V180H134ZM148 179H149V178H148ZM185 179H186V178H185ZM193 179H194V177H193ZM202 179H204V178H202ZM56 180H57V177H56ZM95 180H97V179H95ZM105 180H106V179H105ZM121 180H122V179H121ZM125 180H126V179H125ZM130 180H131V179H130ZM142 180H143V179H142ZM206 180H207V179H206ZM215 180H216V179H215ZM219 180H220V179H219ZM222 180H223V179H222ZM233 180H234V179H233ZM250 180H251V179H250ZM20 181H21V180H20ZM58 181H59V180H58ZM77 181H79V180H77ZM88 181H89V180H88ZM88 181L86 182V185H87ZM115 181H116V180H115ZM117 181H118V179H117ZM117 181H116V183H117ZM122 181H124V180H122ZM127 181H129V180H127ZM127 181H126V182H127ZM138 181H139V180H138ZM138 181H137V182H138ZM140 181H141V180H140ZM191 181H193V180H191ZM223 181H224V180H223ZM262 181H263V180H262ZM8 182H9V181H8ZM47 182H48V181H47ZM101 182H104L105 185H106V184H109V183L112 184L111 182L108 181V183H107V182L104 181V180L101 181ZM101 182H100V183H101ZM112 182H113V181H112ZM124 182H125V181H124ZM129 182H130V181H129ZM144 182H145V180H144ZM149 182H150V181H149ZM186 182H187V181H186ZM188 182H189V181H188ZM205 182H206V181H205ZM12 183H14V182H12ZM50 183H51V182H50ZM50 183H49V184H50ZM71 183H72V182H71ZM90 183H91V182H90ZM98 183H99V182H98ZM98 183H97V185L94 184V182L91 183V184H94V185H96L97 188H99V186H100L101 184H98ZM118 183L122 184L123 182H118ZM127 183H128V182H127ZM127 183H126V184H127ZM195 183H196V182H195ZM195 183H193V184L195 185ZM202 183H203V182H202ZM214 183H215V182H214ZM252 183H253V182H252ZM41 184H42V183H41ZM53 184H54V183H53ZM67 184H68V181H67ZM74 184H75V183H74ZM77 184H78V182H77ZM113 184H115V182H114ZM113 184H112V185H113ZM123 184H124V183H123ZM130 184H132V183H130ZM140 184H141V183H140ZM151 184H153V183L151 182ZM151 184H150V185H151ZM184 184H185V183H184ZM211 184H212V183H211ZM222 184H223V183H222ZM237 184H238V183H237ZM261 184H262V183H261ZM12 185H13V184H12ZM19 185H20V184H19ZM22 185H24V184H22ZM35 185H36V183H35ZM46 185H48V183H47ZM46 185H45V187H46ZM56 185H57V184H56ZM56 185H55V186H56ZM80 185H81V184H78L77 186H80ZM82 185H84V184H82ZM82 185H81V187H84V186H82ZM94 185H93V186H94ZM112 185H110V186L112 187ZM134 185H136V184H134ZM134 185H132V186H134ZM200 185H201V184H200ZM216 185H217V184H216ZM219 185H220V184H219ZM253 185H254V184H253ZM253 185H252V186H253ZM255 185H256V184H255ZM24 186H25V185H24ZM29 186H30V185H29ZM37 186H38V185H37ZM48 186H49V185H48ZM58 186H59V185H57L56 188H57ZM67 186H68V185H67ZM77 186H76V187H77ZM89 186H90V185H89ZM89 186H87V189H88V190L90 189ZM107 186H109V185H107ZM107 186H106V188L108 189L110 186H109V187H107ZM114 186H115V185H114ZM121 186H122V185H121ZM124 186H125V185H124ZM127 186H128V185H127ZM127 186H126V187H127ZM211 186H212V185H211ZM220 186H221V185H220ZM220 186H218V187H220ZM250 186H251V185H250ZM261 186H262V185H261ZM31 187H33V185H32ZM42 187H43V186H41V188H42ZM62 187H63V186H62ZM73 187H75V185H74ZM73 187H72V185H71V188H73ZM100 187H101V186H100ZM144 187H145V186H144ZM183 187H184V186H183ZM185 187H186V185H185ZM203 187H204V186H203ZM218 187H216V188H218ZM254 187H255V186H254ZM15 188H18V187L15 186ZM37 188H38V187H37ZM48 188H49V187H48ZM56 188L54 189L55 191H56ZM59 188H60V187H59ZM59 188H58V189H59ZM69 188H70V187H69ZM85 188H86V187H85ZM85 188H84V189H85ZM130 188L132 189V187H130ZM135 188H136V187H134L133 190L136 191V189H138V188H136V189H135ZM225 188H226V187H225ZM260 188H261V187H260ZM24 189H25V187H24ZM33 189H35V188H33ZM33 189H32V191H34ZM43 189H44V188H43ZM67 189H68V187H67ZM79 189H82V190H83V188H80V187H79ZM91 189H93V188H91ZM120 189H121V188H120ZM194 189H195V188H194ZM194 189H193V191H194ZM220 189H221V188H220ZM0 190H1V189H0ZM29 190H31V189H29ZM35 190H37V189H35ZM71 190H74V191H75V189H71ZM88 190H87V191H88ZM95 190H96V189H95ZM108 190H109V191H113V192H111V193H115V192H114L115 187H113V190H111V189H108ZM122 190H123V189H121V192H122ZM133 190H132V191H133ZM143 190H144V189H143ZM215 190H217V189H215ZM226 190H228V189H226ZM234 190H235V189H234ZM237 190H239V189H237ZM50 191H51V190H50ZM50 191H48V193H49ZM76 191H78V190L76 189ZM96 191H97V190H96ZM100 191H101V188H100ZM103 191H104V190H103V188H102V193H103ZM126 191H127V190H126ZM139 191H140V190H139ZM189 191H190V190H189ZM229 191H230V190H229ZM235 191H236V190H235ZM258 191H259V190H258ZM20 192H22V191L20 190ZM53 192H54V191H53ZM62 192H63V191H62ZM64 192H66V194H67L68 192L71 193V191H69V190H68V192H67V191H64ZM64 192H63V193H64ZM78 192H80V191H78ZM104 192H106V191H104ZM117 192H118V191H117ZM124 192H125V191H124ZM124 192H123V193H124ZM141 192H142V191H141ZM144 192H145V191H144ZM218 192H219V191H218ZM2 193H3V192H2ZM2 193H1V195H2ZM54 193H55V192H54ZM80 193H82V195H83L85 192H84V193H83V192H80ZM80 193H77V194H80ZM93 193H94V195H97V194H98V196L101 195V194H99V193L95 194L96 192H93ZM111 193H110V194H111ZM123 193H122V195H123ZM137 193H138V192H137ZM222 193H223V192H222ZM226 193H227V192H226ZM262 193H263V192H262ZM49 194H50V193H49ZM56 194H57V193H56ZM77 194L75 193L74 195L78 197ZM104 194H105V193H104ZM125 194H128V193L126 192ZM188 194H190V193H188ZM244 194H245V193H244ZM58 195H59V194H57L56 197H58ZM67 195H69V193H68ZM70 195H71V194H70ZM82 195H81V196H82ZM88 195H90V194H88ZM106 195H109V194H106ZM130 195H131V194H130ZM134 195L136 196V194H134ZM146 195H147V194H146ZM223 195L228 196V195H226V194H223ZM231 195H232V194H231ZM59 196H60V195H59ZM64 196H65V194H64ZM81 196H79V198H80ZM90 196H93V195H90ZM102 196H104V195H102ZM109 196L111 197L112 194L109 195ZM109 196H107V197H109ZM119 196H121V195H119ZM139 196H140V195H139ZM258 196H259V195H258ZM263 196H264V195H263ZM50 197H51V196H50ZM85 197H86V196H85ZM104 197H105V196H104ZM115 197H116L117 199H118V198L120 199V197H118V196H115ZM122 197H124V195L121 196V198H122ZM130 197H131V196H130ZM136 197H137V196H136ZM136 197H134V199H137ZM141 197H142V196H141ZM233 197H234V196H233ZM235 197H236V196H235ZM235 197H234V198H235ZM250 197H251V196H250ZM60 198H61V197H60ZM70 198H71V197H70ZM81 198H84V196L81 197ZM86 198H87V201H90V200H88V199H90V198H88V197H86ZM95 198H96V197H95ZM95 198H94V199H95ZM128 198H129V195H128ZM142 198L145 199V197H142ZM182 198H183V197H182ZM187 198H188V197H187ZM204 198H207V197H204ZM236 198H237V197H236ZM263 198H264V197H263ZM53 199H54V198H53ZM53 199H52V201H53ZM58 199H59V198H58ZM58 199L55 200V201H57V202H61V201H58ZM68 199H69V198H68ZM71 199H72V198H71ZM75 199H76V198L73 197V200H75ZM94 199L91 200V203H93L92 201H94ZM96 199L98 200V197H97ZM96 199H95V200H96ZM117 199H114V200H117ZM122 199H123V198H122ZM130 199H131V198H130ZM132 199H133V198H132ZM134 199H133V200H134ZM149 199H150V197H149ZM175 199H176V198H175ZM184 199H185V198H184ZM191 199H193V198H191ZM251 199H252V198H251ZM253 199H254V197H253ZM59 200H60V199H59ZM63 200H64V199H63ZM65 200H66V199H65ZM73 200H72V201H73ZM81 200H82V199H81ZM101 200H103V198H99L98 201H101ZM104 200H105V199H104ZM108 200H109V199H108ZM140 200H141V199H140ZM147 200H148V198H147ZM147 200H145V201H147ZM176 200H177L176 202H178V200H181V199L178 198V199H176ZM193 200H194V199H193ZM222 200H223V199H222ZM228 200H229V199H228ZM249 200H250V199H249ZM68 201H69V200H68ZM72 201H69V202H72ZM75 201H77V199H76ZM78 201H80V200H78ZM98 201H97V204H98ZM124 201H125V200H124ZM137 201H139V200H137ZM198 201H199V200H198ZM214 201H215V200H214ZM244 201H245V200H244ZM35 202H36V201H35ZM83 202H84V201H83ZM114 202H117V201H114ZM134 202H135V201H134ZM143 202H144V201H143ZM176 202H174V203H176ZM190 202H191L192 204L196 203V202H194V201H192V200L189 201V204H190ZM232 202H233V201H232ZM232 202H231V203H232ZM246 202H248V200H247ZM251 202H252V201H251ZM262 202H264V201H262ZM36 203H37V202H36ZM54 203H56V202H54ZM81 203H82V202H81ZM81 203L78 202V204H81ZM84 203H86V202H84ZM91 203L88 202L87 205L89 206V204H91ZM94 203H95V202H94ZM108 203H109V204H108ZM108 203H107V204L110 205V202H108ZM124 203H126V202H124ZM128 203H129V201H128ZM149 203H150V202H149ZM149 203H148V204H149ZM181 203H182V202H181ZM205 203H207V202H205ZM205 203H204V204H205ZM212 203H213V202H212ZM212 203H210V204H212ZM252 203H254V202H252ZM34 204H35V203H34ZM71 204H72V203H71ZM71 204H70V205H71ZM76 204H77V203H76ZM101 204L104 205V202L101 201ZM107 204H106V205H107ZM111 204H113V203H111ZM119 204H120V203H119ZM121 204H123V203H121ZM132 204H133V203H132ZM144 204H145V203H144ZM215 204H217V203H215ZM235 204H236V203H235ZM262 204H263V203H262ZM55 205H56V204H55ZM64 205H65V204H64ZM94 205H95V204H94ZM94 205H93V206H94ZM117 205H118V204H117ZM126 205L128 206V204H126ZM139 205H140V203H139ZM149 205H150V204H149ZM151 205H152V204H151ZM181 205H182V207H183L184 204H181ZM205 205H206V204H205ZM225 205H226V204H225ZM243 205H244V203H243ZM30 206H31V204H30ZM35 206H36V205H35ZM56 206H58V208H59V205H56ZM76 206H79V205H76ZM80 206H81V205H80ZM80 206H79V208H81ZM84 206H86V205L83 204V207H84ZM95 206H96V205H95ZM95 206H94L91 210L96 209L97 206H96V208H95ZM111 206H112V205H111ZM129 206H130V205H129ZM131 206H132V205H131ZM188 206H190V205H188ZM192 206H193V205H192ZM203 206H204V205H203ZM208 206H209V204H208ZM215 206H216V205H215ZM226 206H227V205H226ZM247 206H248V205H247ZM255 206L257 207V205H255ZM41 207H42V206H41ZM52 207H53V206H52ZM71 207H73V206H71ZM105 207H106V206H105ZM108 207H110V206H108ZM115 207L117 208V206L114 204L113 207H112V208H109V209H113V208H115ZM118 207H122V206H121V205H118ZM134 207H135V205H133V209H134ZM136 207H137V206H136ZM143 207H144V206H143ZM150 207H152V206H150ZM168 207H169V205H168ZM205 207H206V206H205ZM218 207H219V206H218ZM228 207H230V206H228ZM234 207H235V205H234ZM249 207H251V206H249ZM260 207H261V206H260ZM87 208H88V207H87ZM147 208H148V207H147ZM179 208H180V207H179ZM191 208H192V207H191ZM191 208H189V211H188V212H185V213H187V215H186V219H187V220L189 219V218H188V215H189L190 217H191V216H192V217H195L194 220H193V222H192V221H188L189 224H190V222H191V224H193L194 226L200 225V219H199V216H200L202 213H204L205 210H202V212H201V214H200V213H199V210H197L196 207H195L196 211L194 210V212H192V209H191ZM201 208H202V207H201ZM220 208H221V207H220ZM220 208H219V210H220ZM222 208H223V207H222ZM232 208H233V207H232ZM247 208H248V207H247ZM28 209H29V208H28ZM30 209H33V208H30ZM45 209H46V208H45ZM59 209H61V208H59ZM83 209H84V208H82L81 210H83ZM85 209H86V208H85ZM97 209L99 210L100 208H97ZM97 209H96V210H97ZM118 209H120V208H118ZM118 209H116V210L119 211ZM131 209H132V208H131ZM136 209H137V208H136ZM177 209H178V208H177ZM177 209H176V211H177V213H178V210H177ZM205 209H206V208H205ZM214 209H215V208H214ZM240 209H241V208H240ZM248 209H250V208H248ZM253 209H254V208H253ZM261 209H263V208H261ZM37 210H39V208H38ZM65 210H66V209H65ZM67 210H69V209H67ZM102 210H103V208H102ZM114 210H115V209H114ZM126 210H127V209H126ZM141 210H142V209H141ZM146 210H147V209H146ZM207 210H208V209H207ZM219 210H218L217 212H219ZM223 210H224V208H223ZM255 210H256V209H255ZM258 210H259V209H258ZM88 211H89V210H88ZM94 211H95V210H94ZM94 211H92V213H93ZM117 211H116V212H117ZM136 211H137V210H136ZM170 211H171V210H170ZM172 211H173V210H172ZM180 211H182V209H181ZM211 211H212V210H211ZM234 211H235V210H234ZM248 211H250V210H248ZM256 211H257V210H256ZM25 212H26V211H25ZM30 212H31V211H30ZM37 212H38V211H37ZM49 212H50V211H49ZM49 212H48V213H49ZM56 212H57V211H55V214H56ZM60 212H61V211H60ZM63 212H64V209H63ZM70 212H71V211H70ZM70 212H68V211L65 212V216H69V213H70ZM72 212H73V209H72ZM89 212H90V211H89ZM105 212H106V211H104V213H105ZM139 212H140V211H139ZM139 212H138V213H139ZM213 212H214V210H213ZM250 212H252V211H250ZM250 212H249V213H250ZM262 212H263V211H262ZM32 213H33V212H32ZM67 213H68V214H67ZM73 213H75V212H73ZM77 213H78V209H77ZM82 213H84V210L81 212V214H82ZM102 213H103V211H102ZM102 213H101L100 215H103L104 218L107 219V217H105V215L109 214L110 211H109L107 214H106V213H105V214H104V213L102 214ZM113 213H114V212H113ZM127 213H128V212H127ZM161 213H162V212H160V214H161ZM174 213H175V212H174ZM174 213H173V214H174ZM181 213H183V212H181ZM181 213H180V215H181ZM253 213H255V212L253 211ZM38 214L41 215V212H39ZM66 214H67V215H66ZM78 214H80V211H79ZM78 214H77V215H78ZM81 214H80V215H81ZM94 214H95V213H94ZM207 214H208V213H207ZM250 214H251V213H250ZM259 214H261V213H259ZM43 215H44V214H43ZM53 215H54V213H53ZM57 215H58V212H57ZM61 215L64 216V214H61ZM95 215H97V214H95ZM112 215H113V214H112ZM112 215H111V213H110V215H109V216L107 215V216H108V218H110V216H112ZM127 215H128V214L125 213L124 217H122V218H125V219H126V216H127ZM130 215H131V214H130ZM135 215H136V214H135ZM161 215H162V214H161ZM161 215H160V216H161ZM213 215H214V214H213ZM229 215H230V214H229ZM238 215H240V214H237V215H235V216H238ZM241 215H242V213H241ZM241 215H240L239 217H241ZM262 215H264V214L262 213ZM65 216H64V217H65ZM78 216H79V215H78ZM205 216H206V215H205ZM209 216H210V215H209ZM254 216H255V215H253V217H254ZM31 217H32V216H31ZM33 217H35V216H33ZM37 217H39V215H38ZM37 217H35V218H37ZM58 217H60V216L58 215ZM90 217H91L92 219L95 218V217H92V216H90ZM96 217H97V216H96ZM128 217H129V216H128ZM131 217H132V216H131ZM134 217H135V216H134ZM155 217H156V216H155ZM157 217H158V216H157ZM171 217L173 218V216H171ZM174 217H176V216H174ZM182 217H183V215H182ZM213 217H214V216H213ZM232 217H233V216H232ZM243 217H245V216H243ZM253 217H251V218L253 219ZM257 217H260V216H257ZM35 218H34V219H35ZM42 218H43V217H42ZM73 218H74V217H73ZM73 218H72V221L74 220ZM98 218H99V217H97V219H98ZM129 218H130V217H129ZM146 218H147V217H146ZM153 218H154V217H153ZM153 218H152V219H153ZM177 218H178V217H177ZM201 218H203V217H201ZM237 218H238V217H237ZM260 218H263V217H260ZM54 219H55V220L57 219V217H55V215H54ZM58 219H59V218H58ZM79 219L81 220L82 218L79 216ZM115 219H117V218L115 217L114 220H115ZM120 219H121V218H120ZM130 219H131V218H130ZM179 219H180V218H179ZM186 219H185V220H186ZM215 219H216V218H215ZM233 219H235V218L233 217ZM239 219H240V218H239ZM242 219H243V218H242ZM242 219H241V220H242ZM258 219H259V218H258ZM32 220H33V219H32ZM66 220H69V219L66 218ZM107 220H108V219H107ZM123 220H124V219H123ZM127 220H129V219H127ZM133 220H134V219H133ZM156 220H157V219H156ZM171 220H172V219H171ZM171 220H170V221H171ZM175 220H177V219H175ZM227 220H228V219H227ZM227 220H226V221H227ZM241 220H240V221H241ZM259 220H261V219H259ZM259 220H258V222H259ZM84 221H85V220H84ZM167 221H168V220H167ZM234 221H237V220H234ZM12 222H14V221H12ZM29 222H30V221H29ZM38 222H41V220H38ZM53 222H54V221H53ZM68 222H70V220H69ZM76 222H77V221H76ZM121 222H122V221L120 220V223H121ZM125 222H126V221H125ZM165 222H166V221H165ZM168 222H169V221H168ZM176 222H177V221H176ZM188 222H187V223H188ZM229 222H230V221H229ZM229 222H228V223H229ZM231 222H233V221H231ZM245 222H246V221H244L243 224L241 223V225L244 226V225H245ZM256 222H257V221H256ZM262 222H263V221H262ZM262 222H260V223L262 224ZM10 223H11V222H10ZM27 223H28V222H27ZM60 223H61V222H60ZM64 223H65V222H64ZM70 223H71V222H70ZM73 223H74V221H73ZM84 223L86 224V221H85ZM89 223H90V222H88L87 224L89 225L88 227L90 228V224H89ZM112 223L115 224V222H112ZM117 223H118V222H116V224H117ZM148 223H149V222H148ZM171 223H172V225H173V224H174V221L171 222ZM187 223H186V224H187ZM201 223H202V222H201ZM234 223H235V222H234ZM263 223H264V222H263ZM3 224L5 225V223H2V225H3ZM14 224H15V223H14ZM14 224H13V225H14ZM22 224H23V223H22ZM30 224H32V223H30ZM34 224H35V223H34ZM36 224H37V223H36ZM54 224L56 225V223H54ZM67 224H68V223H67ZM104 224H105V223H104ZM106 224H107V223H106ZM108 224H109V223H108ZM116 224H115V225H116ZM121 224H122V223H121ZM123 224H124V223H123ZM123 224H122V226H123ZM135 224H136V223H135ZM191 224H190V226H191ZM211 224H212V223H211ZM215 224H216V223H215ZM225 224H227V223H225ZM239 224H240V223H239ZM247 224H248V223H247ZM2 225H1V226H2ZM93 225H94V224H93ZM93 225H92V226H93ZM98 225H99V224H98ZM101 225H102V224H101ZM110 225H112V224H110ZM144 225H145V224H144ZM153 225H154V224H153ZM175 225H176V224H175ZM180 225H181V224H180ZM183 225H184V224L182 223L181 226H183ZM193 225H192V226H193ZM207 225H209V223H208ZM216 225H217V224H216ZM221 225H222V224H221ZM231 225H232V227H233V224H231ZM237 225H238V224H237ZM241 225H238L237 227H240ZM10 226H11V225H10ZM35 226H36V225H35ZM49 226H50V225H49ZM62 226H63V225H62ZM69 226H70V225H69ZM69 226H67V227H69ZM76 226H77V225H76ZM108 226H109V225H108ZM108 226H106V227H108ZM112 226H113V225H112ZM133 226H134V225H133ZM140 226H141V225H140ZM190 226H189V227H190ZM223 226H224V225H223ZM249 226H250V225H248V227H249ZM13 227H14V226H13ZM21 227H22V226H21ZM27 227H30V226H27ZM33 227H34V226H33ZM47 227H48V226H47ZM57 227L60 229V232H59V231H58V232H59L60 235H61V239L65 237V233H63L64 231H65V232H68V234H69V232H70L71 230H74V228H73L74 225H73V227H72L73 229L71 228V230H70V229L67 230L68 228L66 227V230H67V231H66L65 229H63L61 226H57ZM81 227H82V226H81ZM94 227H95V226H94ZM119 227H120V225H119ZM142 227H143V226H142ZM152 227H153V226H152ZM154 227H155V226H154ZM154 227H153V228H154ZM165 227H166V226H165ZM170 227H171V226H170ZM187 227H188V226H187ZM187 227H186V228H187ZM206 227H208V226H206ZM237 227H235V225H234L233 228H236V229H237ZM262 227H263V226H262ZM2 228H4V227H2ZM6 228H7V226H6ZM23 228H24V227H23ZM84 228H85V227H84ZM92 228H93V227H91V229H92ZM117 228H118V227H116V229H117ZM134 228H135V227H134ZM134 228L132 227V229H134ZM148 228H149V227H148ZM159 228H160V227H159ZM172 228H173V227H172ZM175 228H176V226H175ZM175 228H174V229H175ZM178 228H179V227H178ZM195 228H196V227H195ZM215 228L217 229V226H216ZM218 228H219V227H218ZM226 228H227V227H226ZM4 229H5V228H4ZM31 229H32V228H31ZM77 229H79V228H77ZM111 229H112V228H111ZM113 229H115V228H113ZM116 229H115V230H116ZM162 229H163V228H161V230H162ZM167 229H168V228H167ZM179 229H180V228H179ZM181 229H182V228H181ZM198 229H199V228H198ZM202 229H203V227H202ZM207 229H208V228H207ZM209 229H210V228H209ZM211 229H213V228H211ZM231 229H232V228H231ZM231 229H230V230H231ZM244 229H245V228H244ZM251 229H252V228H251ZM16 230H18V229L16 228ZM21 230H22V229H21ZM33 230H36V229H33ZM45 230H46V229H45ZM63 230H64V231H63ZM87 230H88V229H87ZM106 230H107L106 232L108 233V229H106ZM136 230H137V229H136ZM140 230H142V229H140ZM140 230H139V231H140ZM158 230H159V229H158ZM161 230H160V231H161ZM168 230H169V229H168ZM182 230H183V229H182ZM203 230H204V229H203ZM222 230H223V229H222ZM230 230H229V231L227 230L226 232H230ZM237 230H238V229H237ZM263 230H264V229H263ZM26 231H27V230H26ZM31 231H32V230H31ZM84 231H85V230H84ZM116 231H118V230H116ZM116 231H115L114 233H116ZM162 231H163V230H162ZM172 231H173V230H172ZM200 231H201V230H200ZM245 231H247V229H245ZM56 232H57V230H56ZM106 232H104L103 234L106 235V234H105ZM168 232H169V231H168ZM177 232H178V229H177ZM202 232H205V231H202ZM212 232H213V230H212ZM217 232H218V231H217ZM232 232H234V231H232ZM240 232H241V234H242V231H240ZM253 232H254V231H253ZM256 232H257V231H256ZM5 233H7V232H5ZM26 233H27V232H26ZM28 233H29V232H28ZM36 233L38 234V232H36ZM39 233H40V232H39ZM76 233H77V234H76V236H77V235H78V230H77ZM81 233H82V232H81ZM136 233H137V232H136ZM146 233H147V232H146ZM146 233H145V234H146ZM159 233H160V232H159ZM166 233H167V232H166ZM178 233H179V232H178ZM200 233H201V232H200ZM210 233H211V230H210ZM246 233H247V232H246ZM246 233H244V234H246ZM248 233H250V231H249ZM0 234H1V233H0ZM15 234H16V233H15ZM15 234H14V235H15ZM19 234H23V233L20 232ZM44 234H45V233H44ZM56 234H57V233H56ZM56 234H55V236H57ZM117 234H120V233H117ZM117 234H115L116 237H117ZM122 234H123V233H122ZM139 234H141V233H138L137 235H139ZM142 234H144V233H142ZM142 234H141L139 237H142V236H143ZM149 234H150V233H149ZM160 234H161V233H160ZM167 234L169 235V233H167ZM167 234H166L165 236H167ZM171 234H172V233H171ZM197 234H198V233H197ZM256 234H257V233H256ZM63 235H64V236H63ZM70 235H72V232H71ZM86 235H87V233H86ZM112 235H113V234H112ZM131 235H133V234H130V236H131ZM134 235H135V234H134ZM155 235H157V234H155ZM161 235H163V234H161ZM161 235H160V236H161ZM194 235H195V234H194ZM231 235H232V234H231ZM21 236H22V235H21ZM25 236H26V235H24V237H25ZM33 236H34V235H33ZM40 236H42V235H40ZM90 236H91V235H90ZM90 236L87 237V238H90ZM99 236H100V235H99ZM110 236H111V235H110ZM122 236L124 237V234H123ZM128 236H129V235H128ZM145 236H148V235H145ZM173 236H174V235H173ZM180 236H181V235H180ZM232 236H233V235H232ZM251 236H252V235H251ZM0 237H1V236H0ZM4 237H5V236H4ZM29 237H31V236L29 235ZM38 237H39V236H38ZM68 237H69V236H68ZM95 237H96V236H95ZM120 237H121V236H120ZM125 237H126V236H125ZM125 237H124V238H125ZM137 237H138V236H137ZM156 237H157V236H156ZM176 237H177V236H176ZM199 237H200V236H199ZM234 237H235V236H234ZM234 237H233V238H234ZM2 238H3V237H2ZM6 238H7V237H6ZM111 238H112V237H111ZM111 238H109V239H111ZM114 238H115V237H114ZM114 238H113V239H114ZM118 238H119V237H118ZM124 238H123V239H124ZM126 238H127V237H126ZM130 238H131V237H130ZM132 238H133V237H132ZM146 238H147V237H146ZM150 238H154V237H150ZM159 238H160V237H159ZM166 238H168V237H166ZM179 238H181V237H179ZM185 238H186V236H185ZM229 238H230V237H229ZM15 239H16V238H15ZM27 239H28V238H27ZM54 239H55V237H54ZM54 239H53V240H54ZM66 239H67V238H64L63 243H64V241H67ZM96 239H99V238L97 237ZM102 239L104 240V242L109 241V239H108L107 241H106V239H104V238H102ZM133 239H134V238H133ZM144 239H145V238H144ZM148 239H149V238H147V240H148ZM163 239H165V238L163 237ZM170 239H171V238H170ZM172 239H173V237H172ZM172 239H171V240H172ZM190 239H191V238H190ZM34 240H35V239H34ZM47 240H48V239H47ZM85 240H86V239H85ZM85 240H84V241H85ZM92 240H93V239H92ZM135 240H136V239H135ZM139 240H140V239H139ZM141 240H142V239H141ZM168 240H169V238H168ZM178 240H179V239H178ZM187 240H188V238H187ZM193 240H196V238H194ZM234 240H235V238H234ZM237 240H238V239H237ZM241 240H242V237H241ZM19 241H20V239H19ZM21 241H22V240H21ZM76 241H77V240H76ZM76 241H75L74 243H76ZM115 241H116V240H115ZM120 241H121V239H120ZM125 241H126V239H125ZM153 241H155V240H153ZM157 241H158V240H157ZM157 241H156V243H157ZM166 241H167V239H166ZM166 241H165V242H166ZM181 241H182V240H181ZM185 241H186V240H185ZM188 241H189V240H188ZM242 241H243V240H242ZM8 242H9V241H8ZM26 242L29 243L28 241H26ZM52 242H53V241H52ZM52 242H50V243H52ZM54 242H55V241H54ZM80 242L83 243L82 241H80ZM89 242H90V241H89ZM98 242H100V240H99ZM101 242H103V241H101ZM109 242H110V241H109ZM116 242H117V241H116ZM123 242H124V240H123ZM136 242H137V241H136ZM136 242H135V243H136ZM138 242H139V241H138ZM143 242H145V240H143ZM167 242L170 243V241H167ZM172 242H173V241H172ZM192 242H193V241H192ZM192 242H191V243H192ZM229 242H231V241L229 240ZM4 243H6V242H4ZM21 243H22V242H21ZM66 243H67V242H66ZM112 243H113V242H112ZM120 243H121V242H120ZM124 243H125V242H124ZM126 243H127V241H126ZM135 243H134V244H135ZM139 243H140V242H139ZM145 243H146V242H145ZM151 243H152V242H151ZM160 243H161V242H160ZM186 243H187V242H186ZM191 243H190V248H191L192 246H195V245H192V246H191ZM210 243H211V242H210ZM235 243H236V242H235ZM257 243H258V242H257ZM16 244H17V243H16ZM19 244H20V242H19ZM60 244H61V242H60ZM77 244H78V243H77ZM96 244H97V243H96ZM103 244H104V243H103ZM122 244H123V243H122ZM122 244H121V245H122ZM146 244H147V243H146ZM163 244L165 245V243H163ZM171 244H172V243H171ZM230 244H231V243H230ZM52 245H53V244H52ZM75 245H76V244H75ZM87 245H89V244H87ZM139 245L141 246V244H139ZM150 245H151V244H150ZM158 245H159V244H158ZM161 245H162V244H161ZM186 245H187V244H186ZM233 245H234V244H233ZM251 245H252V244H251ZM257 245H258V244H257ZM13 246H15V245H13ZM26 246H27V245H26ZM82 246H83V245H82ZM100 246H101V245H100ZM114 246H115V245H114ZM132 246H133V245H132ZM142 246H143V245H142ZM167 246H168V244H167ZM173 246H174V245H173ZM236 246H238V245H236ZM258 246H259V245H258ZM262 246H263V245H262ZM262 246H260V247H262ZM1 247H2V246H1ZM22 247H23V246H22ZM52 247H53V246H51V248H52ZM55 247H58V246L56 245ZM60 247H62V246H60ZM60 247L57 248V249H62V248H60ZM64 247H65V246H64ZM86 247H89V246H86ZM101 247L103 248V246H101ZM108 247L110 248V245H109ZM119 247H120V246H119ZM127 247H130V246H127ZM133 247H136V246H133ZM137 247H139V246H137ZM152 247H153V246H152ZM164 247H166V246H164ZM231 247H232V246H231ZM249 247L251 248V246H249ZM5 248H6V246H5ZM10 248H11V247H10V245H9V249H10ZM19 248H20V247H19ZM47 248H48V246H47ZM76 248H77V247H76ZM194 248H195V247H194ZM232 248H233V247H232ZM247 248H248V247H247ZM247 248H246V249H247ZM253 248H254V247H253ZM257 248H258V247H257ZM14 249H15V248H14ZM20 249H21V248H20ZM57 249H56V251H58V252L61 251V250H57ZM63 249H64V248H63ZM63 249H62V250H63ZM80 249H81V248H80ZM113 249H114V248H113ZM128 249H129V248H128ZM133 249H134V248H133ZM175 249H176V248H173L172 250L176 251ZM177 249H179V248H177ZM191 249H192V248H191ZM248 249H249V248H248ZM259 249H260V248H259ZM12 250H13V249H12ZM100 250H101V249H100ZM111 250H112V249H111ZM134 250L137 251L136 249H134ZM151 250H152V249H151ZM158 250H159V249H158ZM252 250H253V249H252ZM0 251H1V250H0ZM14 251H15V250H14ZM27 251H28V250H27ZM74 251H75V250H74ZM80 251H81V250H80ZM87 251H88V249H87ZM103 251H104V250H103ZM105 251H106V250H105ZM115 251H117V250H115ZM135 251H134V252H135ZM160 251H161V250H160ZM163 251H164V250H163ZM166 251H167V250H166ZM166 251H165V252H166ZM189 251H190V250H189ZM192 251H193V250H192ZM232 251H233V250H232ZM249 251H250V250H249ZM249 251H246V252H249ZM18 252H20V251H17V253H18ZM21 252H23V251H21ZM90 252H91V251H90ZM90 252H89V253H90ZM112 252H113V250H112ZM179 252H180V251H179ZM182 252H183V251H182ZM186 252H188V251H186ZM190 252H191V251H190ZM194 252H195V251H194ZM253 252L256 253L255 251H253ZM23 253H24V252H23ZM42 253H43V252H42ZM64 253H65V252H64ZM115 253H116V252H115ZM121 253H122V252H120L119 254L121 255ZM136 253H137V252H136ZM192 253H193V252H191V254H192ZM239 253H240V252H238V254H239ZM9 254H10V252H9ZM21 254H22V253H21ZM70 254H71V253H70ZM73 254H74V253H73ZM103 254H104V253H103ZM105 254H108V253L105 252ZM117 254H118V252H117ZM119 254H118V255H119ZM138 254H139V253H138ZM170 254H171V253H170ZM248 254H249V253H248ZM248 254H247V255H248ZM12 255H14V254H12ZM28 255H29V254H28ZM54 255H55V254H54ZM60 255H61V254H60ZM86 255H87V254H86ZM111 255H113V254H111ZM120 255H119V256H120ZM174 255H176V254H174ZM261 255H262V254H261ZM46 256H47V255H46ZM46 256L44 255V257H46ZM92 256H93V254H92ZM102 256H103V255H102ZM121 256H122V255H121ZM121 256H120V257H121ZM149 256H150V254H149ZM156 256H158V255H156ZM162 256H163V255H162ZM184 256H185V255H184ZM14 257H15V255H14ZM14 257H13L12 259H15ZM17 257H18V256H17ZM47 257H48V256H47ZM47 257H46V258H47ZM64 257H65V255H64ZM64 257H63V258H64ZM79 257H80V254H79ZM95 257H96V256H94V258H95ZM116 257H118V256H116ZM144 257H145V256H144ZM163 257H164V256H163ZM169 257H170V256H169ZM173 257H174V256H173ZM191 257H192V256H191ZM20 258H21V257H20ZM49 258H50V257H49ZM72 258H73V256H72ZM77 258H78V257L76 256V258H74V259H76V261H77ZM105 258H107V257H105ZM149 258H150V257H149ZM167 258H168V257H167ZM176 258L179 260L178 257H176ZM176 258H175V259H176ZM238 258H240V256H238ZM249 258H250V259H249V261H250L252 258H251V257H249ZM17 259H18V258H17ZM74 259H73V260H74ZM81 259H82V258H80V260H81ZM145 259H147V258L145 257ZM157 259H160V258H157ZM161 259H162V258H161ZM164 259H165V258H164ZM164 259H163V260H164ZM181 259H183V258H181ZM188 259H189V258H188ZM192 259H193V257H192ZM195 259H196V258H195ZM240 259H241V258H240ZM246 259H247V258H246ZM0 260H1V259H0ZM32 260H33V259H32ZM44 260H45V259H44ZM78 260H79V259H78ZM80 260H79L78 262H75V263H76V264L80 263ZM85 260H86V259H85ZM148 260H149V259H148ZM234 260H235V259H234ZM237 260H238V259H237ZM259 260H260V259H259ZM12 261H13V260H12ZM16 261H18V260H15V262H16ZM25 261H26V259H25ZM46 261H47V260H46ZM52 261H53V260H52ZM52 261H50V262H52ZM59 261H60V260H59ZM83 261H84V260H83ZM126 261H127V260H126ZM128 261H129V260H128ZM128 261H127V262H128ZM155 261H157V260H155ZM160 261H162V260H160ZM160 261H159V262H160ZM176 261H177V260H176ZM186 261H188V260H186ZM200 261H201V260H200ZM206 261H207V260H206ZM255 261H256L255 259L252 260V262H255ZM40 262L42 263L43 261H40ZM50 262H49V263H50ZM61 262H65V261H61ZM73 262H74V261H73ZM81 262H82V261H81ZM127 262H124V263L127 264ZM144 262H145V261H144ZM144 262H143V263H144ZM195 262H197V261H195ZM202 262H203V261H202ZM245 262H246V261H245ZM258 262H259V261H258ZM258 262H256V263H258ZM3 263H4V262H3ZM23 263H24V262H23ZM23 263H22V264H23ZM41 263H40V264H41ZM58 263H59V262H58ZM71 263H72V262H71ZM71 263H69V261H68V264H71ZM110 263H111V262H110ZM155 263H156V262H155ZM157 263H158V262H157ZM177 263H178V262H177ZM177 263H176V264H177ZM193 263H194V262H193ZM256 263H255V264H256ZM259 263H260V262H259ZM259 263H258V264H259ZM4 264H5V263H4ZM9 264H10V263H9ZM19 264H20V263H19ZM33 264H34V263H33ZM73 264H74V263H73ZM81 264H82V263H81ZM85 264H86V263H85ZM173 264H175V263H173ZM178 264H179V263H178ZM201 264H202V263H201ZM204 264H205V263H204ZM207 264H208V262H207ZM248 264H249V263H248ZM253 264H254V263H253Z\"/></svg>",
	"mask_w": 264,
	"mask_h": 264
}]
</instances>
